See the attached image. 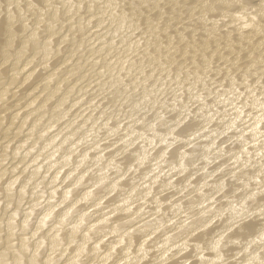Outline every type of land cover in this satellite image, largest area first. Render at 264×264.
Instances as JSON below:
<instances>
[{
	"label": "bare ground",
	"instance_id": "1",
	"mask_svg": "<svg viewBox=\"0 0 264 264\" xmlns=\"http://www.w3.org/2000/svg\"><path fill=\"white\" fill-rule=\"evenodd\" d=\"M5 0H0V15L1 14V11L4 9V6H2L1 4L4 3ZM8 2V5L9 7L6 9V13L4 16H6L4 18V16L2 15V18H4V20H6V22H0V66L5 64V61L9 58V56H12V54H14L15 57H12L14 58V66H12V68L10 67V69L12 70V73L10 74L9 73V78L8 79H5V80H2L0 81V105L3 104L4 102V98H5V95L6 93H8L9 91V86L12 85L15 80L19 79V77L16 75V74H20V72L22 71H17V70H14L15 68L17 67H20V70H24V68L26 69V66L30 65V63L35 59V56L36 54L40 53V56H41V60L39 62V64H47V60H48V55H50L54 50H51V48L54 49V47L50 46V43H53L52 42V39L54 37H56V33L57 32H60L59 29L61 30V28L58 27V25H56V20L58 21V17H60L61 15H59V8L60 6H58V2L57 3H52L50 0V3H49V11L51 8H54L53 10V15H51V21L47 22V28H45V30H47V34L46 36L44 35L45 40L44 42H39V35L41 30L39 27V22L41 20H36L35 23H34V26L32 28H29V30L27 31L26 28H27V23H23V25H21V31H27L23 37L24 39H22L21 43L20 44V48H18L16 51L11 52L9 51L10 50V47H12V45L14 44L13 40L15 39V34L17 35L16 31H18V29H14V23L17 24L15 21H16V13H15V6H17L18 8V5L19 3L21 2V0H6ZM23 1V0H22ZM60 2V4H62L63 2L66 3V7H65V11L66 13L67 12H70L72 14L76 13V11L79 9V8H83V4L80 5V1L78 0H57ZM24 2V1H23ZM29 2V4H32V6L34 5H38L39 4H36V0L35 1H27ZM47 2V0H46ZM56 2V0H55ZM62 2V3H61ZM44 3V2H43ZM48 3V2H47ZM6 4V3H5ZM86 4V3H85ZM84 4V5H85ZM101 4V7H100V10L98 9V13H96V11L94 12H91L90 14L88 15H85L84 17H82L80 15V17L77 19L79 21V26L82 28V26H86V24H88L89 22L92 21V18H95V21H96V25H100L102 22H105V32L107 33L108 37L104 38V34H106L105 32H103L102 34H100V36L98 35V37L100 38H103L101 43H100V48H97V50H95L94 52H97V51H100L101 49L103 50L105 47H110V45L114 44L115 42L116 43H122L121 46V50H129L130 49H133L135 47H137V44L139 43V41L142 39L143 40V44H145L144 46H146V44H154L153 46H160L161 43L160 41L161 40H164V39H161L165 36H161V33L164 32L165 34V31L167 30L168 31V24L169 22H173V19L176 20V18H180V16L182 17L181 19L179 20H176V22L180 21V20H183L182 23L177 27L175 28V30L171 31L172 28L166 33L167 36L166 38L168 39L167 41H165L164 45L165 47L167 48L166 52L168 53V50H171V49H174L173 50V53L175 54V52L177 51L178 48H174V46L177 44V43H181L182 41H188L187 43L184 41V44L180 45L179 49H182V52L183 53H189V56L191 54V57L193 60H195V56H197V58L199 59V61L201 60V62L203 61L204 64L206 61H208V59L211 57V56H215L213 54L215 53H219V49L218 48H222L221 50H223V55H220V56H223V57H227L229 56L230 54L234 55V57H237V56H241L242 55V58H240L239 56V59H240V62H241V59L243 60V56L245 57L244 61H242V63H239V59L238 60H235L236 62L238 61V63H233L235 65H233L232 63V66L233 68L235 69H238L240 68L242 70V72L244 70H246V72L250 69H254L256 67H260L259 64L261 65V63H264V0H91L89 4H87L90 8H93L95 7L96 5H99ZM125 4H128L124 7H122L123 5ZM6 4V7L8 6ZM64 5V4H63ZM87 5H85V7H87ZM3 8H2V7ZM25 6V5H24ZM31 6V7H32ZM44 6V5H43ZM54 6V7H53ZM82 6V7H80ZM100 6V5H99ZM29 6L27 5V8ZM37 7V6H36ZM41 8H43L42 6H40ZM46 7V6H45ZM51 7V8H50ZM2 8V10H1ZM38 8V7H37ZM62 8V7H61ZM15 9V10H14ZM20 13L21 11L25 10V9H21V7L18 8ZM31 9V8H30ZM40 9V8H39ZM64 9V8H63ZM87 9V8H86ZM96 9V8H94ZM93 9V10H94ZM38 10V9H37ZM92 10V9H91ZM92 10V11H93ZM18 11V13H19ZM152 12L153 15H151L150 13ZM52 12V11H51ZM149 12V13H148ZM4 13V12H3ZM27 13V12H25ZM100 13V14H99ZM22 14H24L22 12ZM28 14V13H27ZM34 14V13H33ZM43 14V13H42ZM45 14V13H44ZM20 15V14H18ZM29 15V14H28ZM39 15V14H38ZM77 15V14H76ZM84 15V14H83ZM43 16V15H42ZM1 17V16H0ZM34 16H32V19H33ZM65 17V16H64ZM70 17V16H69ZM68 17V18H69ZM82 17V18H81ZM28 18H31V17H28ZM47 18V17H45ZM77 18V17H76ZM139 18H142L144 20V24L147 25V28L144 27V32L143 30H141V27H139L140 29H137V30H141V32L143 33V35L145 36H140V34H137L139 35L138 37H136V39L132 38L131 36V31L134 29H136L138 26H141L142 24L139 22V24H137L138 26L135 27L134 25L136 24L135 21H137V19ZM25 19V18H24ZM31 19V20H32ZM62 19V18H61ZM70 19V18H69ZM72 20L75 19L74 18H71ZM198 20L199 22V26L196 28L194 27V25H196L197 21L195 22L194 21ZM49 20V18H48ZM64 20V18H63ZM174 20V22H175ZM33 21V20H32ZM70 21V20H69ZM94 21V22H95ZM141 21V20H140ZM34 22V21H33ZM43 22V20H42ZM74 21H72L73 23ZM92 22V23H94ZM142 22V21H141ZM202 22V24H201ZM31 23V22H30ZM28 23V24H30ZM76 23V22H75ZM138 23V22H137ZM180 23V22H178ZM58 24V22H57ZM63 24V23H62ZM78 24V22L76 23ZM174 24V23H173ZM176 24V23H175ZM31 25V24H30ZM43 25V24H42ZM41 25V26H42ZM69 25V24H68ZM103 25V24H101ZM145 25V26H146ZM29 26V25H28ZM40 26V27H41ZM45 26V25H44ZM134 26V27H133ZM144 26V25H143ZM142 26V28H143ZM58 27V28H57ZM64 27V26H63ZM76 27V25H75ZM90 27V26H89ZM101 27V26H100ZM170 27V26H169ZM172 27H175V26H172ZM194 27V29H193ZM205 27V28H204ZM39 31H38V29ZM96 28V27H94ZM145 28H146V32H145ZM91 29V28H90ZM103 29V28H102ZM44 30V31H45ZM93 30V29H92ZM91 30V31H92ZM98 30V29H97ZM126 30H128L126 32ZM134 30L132 31L134 33ZM188 30H193V36L191 39L190 38V34L187 33ZM19 32H20V29H19ZM40 32V33H39ZM46 32V31H45ZM89 32V31H88ZM87 32V33H88ZM172 32V33H171ZM189 32V31H188ZM21 33V32H20ZM91 33V32H90ZM89 33V34H90ZM132 33V34H133ZM145 33V34H144ZM63 34V33H62ZM189 34V35H188ZM135 35V34H134ZM136 35V36H137ZM41 36V35H40ZM53 36V38H51ZM58 36V35H57ZM61 38L60 40L58 41L59 43L60 42H64L65 43V39H66V35H60ZM59 36V37H60ZM106 36V35H105ZM22 37V38H23ZM42 37V36H41ZM96 37V36H95ZM115 37H118L115 38ZM135 37V36H134ZM44 39V38H43ZM98 39V38H97ZM114 42V40H116ZM68 40V39H67ZM95 40V38H94ZM141 40V41H142ZM140 41V42H141ZM57 42V43H58ZM92 42V41H91ZM95 42V41H94ZM163 42V41H162ZM33 43V53H32V56L28 57V59H26L24 62H20V58L23 56V53H25V48L27 46H29V44ZM102 43L105 44L102 46ZM115 43V45H116ZM160 43V44H159ZM15 44L16 43V40H15ZM142 44V43H141ZM92 45V44H91ZM163 45V46H164ZM212 45V46H211ZM62 46V45H61ZM162 46V47H163ZM140 47V45H139ZM142 47V46H141ZM147 49L151 48V45L149 47L146 46ZM145 47V48H146ZM152 47V48H154ZM164 47V48H165ZM176 47V46H175ZM28 48V47H27ZM26 48V49H27ZM118 48V47H117ZM138 48V47H137ZM144 48V51H139V52H143V55H144V58L147 59H153L152 60V63L154 60H158V52L157 50L153 52L149 50H145ZM159 48V47H158ZM29 49V48H28ZM56 49V48H55ZM61 49L63 50L64 47ZM75 49V48H74ZM114 49V48H113ZM142 49V48H140ZM157 49V47H156ZM162 48L160 47L159 50H161ZM178 49V52L181 50ZM31 50V49H30ZM60 50V49H59ZM137 50V49H135ZM158 50V51H159ZM29 51V50H28ZM56 51V50H55ZM80 51V50H79ZM104 51V50H103ZM121 51V52H122ZM124 51V52H125ZM134 50H132L133 52ZM163 51L165 52V50L163 49ZM175 51V52H174ZM27 52V50H26ZM61 52V51H60ZM112 52V51H111ZM120 52V53H121ZM127 52V53H128ZM136 52V51H135ZM138 52V50H137ZM177 52V53H178ZM56 54L58 53V50L57 52H55ZM54 53V54H55ZM74 53V52H73ZM113 53V52H112ZM126 53V52H125ZM124 53V54H125ZM61 54V53H60ZM123 54V55H124ZM131 54V53H129ZM128 54V55H129ZM140 54V53H139ZM159 54H161L159 52ZM165 55V53H162V55ZM169 54V55H168ZM168 57L170 59V61L173 59V54L171 53H168ZM222 54V53H221ZM96 55V54H95ZM141 54V58L143 56ZM178 55V54H176ZM175 55V56H176ZM182 55V54H181ZM180 55V56H181ZM219 55V54H217ZM69 56V55H68ZM115 56V55H114ZM113 56V57H114ZM118 56V55H117ZM120 56V55H119ZM126 56V54H125ZM138 56V55H137ZM174 56V57H175ZM184 56V55H183ZM51 57V55H50ZM74 57V56H73ZM72 57V58H73ZM116 57V56H115ZM132 57V56H131ZM160 57H163L160 55ZM179 57V55H178ZM225 57V58H226ZM232 57V56H231ZM11 58V57H10ZM101 58V56H100ZM119 58V57H117ZM122 59V56L120 57ZM126 58V57H125ZM158 58V59H157ZM166 58V59H167ZM180 58V57H179ZM178 58V59H179ZM182 58L184 57H181L180 59V62H182ZM187 58V57H186ZM189 58V57H188ZM212 58V57H211ZM210 60L213 61L212 59H214V57ZM218 58V56H217ZM215 58V59H217ZM230 58V56H229ZM38 59V58H37ZM112 59V58H111ZM116 59V58H115ZM130 59V56L129 58ZM127 59V60H128ZM161 59V58H160ZM176 59H177V56H176ZM177 59V61H179ZM191 59V60H192ZM231 59V58H230ZM53 60V59H52ZM113 60V59H112ZM120 60V59H119ZM133 60V58H132ZM131 60V61H132ZM139 60V59H137ZM143 60V58H142ZM188 60V59H187ZM222 60V59H221ZM229 60V59H228ZM227 60V61H228ZM8 61V60H7ZM36 61V60H35ZM49 61V60H48ZM116 60H114L115 62ZM124 61V59L122 60ZM141 61V60H140ZM144 61V60H143ZM151 61V60H150ZM149 61V62H150ZM159 61V60H158ZM210 61V62H211ZM216 61V60H214ZM226 61V60H225ZM226 61V62H227ZM233 61V62H235ZM65 62V61H64ZM80 62V61H79ZM79 62H76L75 64V68H80L81 65L79 64ZM118 62V61H117ZM115 62V63H117ZM125 62V61H124ZM129 63L127 64H131L130 61L128 60ZM133 62H136L133 60ZM132 62V63H133ZM157 62V61H155ZM185 62V61H184ZM209 62V61H208ZM20 64L17 66V64ZM35 63V62H34ZM112 63V62H111ZM121 63V62H120ZM123 63V64H125ZM138 63V62H137ZM145 63V62H144ZM162 63V62H161ZM164 63H167L164 61ZM171 63V62H170ZM173 63H176L174 60L172 62ZM198 63V62H197ZM196 63V65H197ZM230 63V62H229ZM12 64V63H11ZM54 64V62H53ZM114 64V63H113ZM126 64V65H127ZM143 64V62H142ZM159 64V63H157ZM163 64V63H162ZM200 64V62H199ZM198 64V65H199ZM203 64V65H204ZM207 64V63H206ZM212 64V63H211ZM223 64V63H222ZM6 65V64H5ZM84 65V63H83ZM124 65V66H126ZM146 65L148 64H145V67ZM170 65V64H169ZM167 65V66H169ZM174 65V64H173ZM186 65V64H185ZM184 65V66H185ZM191 65V64H190ZM195 65V64H194ZM198 65L197 66H194V68L196 67L198 69ZM201 65V66H203ZM64 66V65H63ZM111 66V65H110ZM109 66V67H110ZM122 67V65H120ZM124 66L122 68H124ZM134 68L137 66V64L135 63L134 65H132ZM150 66V65H149ZM147 66V67H149ZM157 66V65H156ZM159 66V65H158ZM164 66V64L162 65ZM178 66V65H177ZM182 66V67H184ZM209 66V65H208ZM225 66V65H224ZM31 67V66H30ZM35 67V65H34ZM30 68L28 69L29 71L25 72L24 71V74L21 73V78L20 80L23 82H25L26 80H28L33 74V68ZM45 67V66H44ZM108 67V66H106ZM118 67V66H117ZM129 67V66H128ZM138 67H141L138 65ZM135 68V69H138ZM144 67V68H145ZM173 68V66H171ZM186 67V66H185ZM184 67V68H185ZM220 67V66H219ZM223 67V66H222ZM36 68V67H35ZM73 68V69H75ZM105 67H103L104 69ZM120 68V69H122ZM151 68V67H150ZM154 68V67H153ZM161 67H159L160 69ZM164 68V67H163ZM167 67L165 66L164 70L166 69ZM170 68V69H172ZM177 68V67H176ZM192 69L194 70L193 73L195 71H197L196 69ZM203 68V67H202ZM221 68V67H220ZM228 68V67H227ZM232 68V67H231ZM6 69V68H5ZM9 69V70H10ZM42 69V68H41ZM59 69V68H58ZM125 69H127V66L125 67ZM131 69V68H130ZM133 69V68H132ZM131 69V70H132ZM149 69V68H148ZM155 69V68H154ZM157 69V68H156ZM158 69V70H159ZM180 69V68H179ZM210 69V68H209ZM2 69L0 68V74H1V71ZM129 71V68L127 69ZM139 70V69H138ZM144 70V69H143ZM147 70V69H146ZM152 70V68H151ZM162 70V69H160ZM169 70V69H168ZM181 70V69H180ZM179 70V71H180ZM200 70V68H199ZM214 70V69H213ZM213 70L211 72H213ZM220 70V69H219ZM225 70V69H224ZM233 70V69H232ZM253 70V71H254ZM260 70V69H259ZM37 71V70H36ZM43 71V70H42ZM72 71V70H71ZM121 71V70H120ZM124 71V70H123ZM133 71V70H132ZM148 71V70H147ZM157 71V70H156ZM187 71V70H186ZM217 71V70H216ZM229 71V70H228ZM233 71H236V70H233ZM251 71V70H250ZM248 71L247 72V76L249 75L248 73L250 72ZM258 71V70H257ZM130 72V71H129ZM150 72H153V71H150ZM149 72V74H150ZM158 72V71H157ZM160 72V71H159ZM162 72V71H161ZM164 72V71H163ZM167 72V70H166ZM174 73V71H172ZM182 72V71H181ZM218 72V71H217ZM239 72V71H238ZM237 72V73H238ZM256 72V71H255ZM74 73V72H73ZM72 73V74H73ZM141 73V72H139ZM156 73V72H155ZM154 73V74H155ZM185 73V71H184ZM196 73V72H195ZM229 73V72H228ZM241 73V72H240ZM245 73V71H244ZM259 73V72H258ZM40 74V72H39ZM56 74L55 71H51V72H47V75L42 77V82L40 80V84L39 86H33L30 87V92H28L27 94L29 95V97L27 98L26 102H25V105H27L29 108L23 110H20L19 107L15 108V110H13L12 112H10L11 114V118H12V122H14L15 120H17V118L20 117L21 121L19 122V126H18V129L20 130L24 125H25V122L27 120V118L29 117L30 114L34 113L35 111L36 112H39V113H42L43 109L45 108V106L47 104H45V102H47L46 100L48 99V97H46L45 99H41L42 101H39V97L41 95V91L44 90L45 87L49 86V83L50 81L52 82V79L54 78V75ZM71 74V73H70ZM133 74V73H132ZM135 74V73H134ZM158 74H161V73H158ZM187 74V73H186ZM192 73H190L191 75ZM204 74V73H203ZM251 74V73H250ZM76 75V74H75ZM114 75V73H113ZM146 75V74H144ZM153 75V74H152ZM151 75V76H152ZM156 75V74H155ZM163 75V74H162ZM176 75V74H175ZM181 75H183L181 73ZM188 75V74H187ZM213 74H211L212 76ZM234 76V74H232ZM241 75V74H239ZM243 75V74H242ZM245 75V74H244ZM252 75V74H251ZM255 75V74H254ZM258 75V74H257ZM256 75V76H257ZM20 76V75H19ZM35 76V75H34ZM39 76V75H38ZM56 76V75H55ZM70 76V75H69ZM68 76V77H69ZM74 76V75H73ZM143 76V73L142 75ZM147 76V75H146ZM154 76V75H153ZM152 76V77H153ZM157 76V75H156ZM184 76V75H183ZM196 76V75H195ZM237 74L234 76V78H237L236 77ZM253 76V75H252ZM255 76V77H256ZM1 77V76H0ZM33 77V76H32ZM57 77V76H56ZM67 77V76H66ZM179 77V76H178ZM177 77V78H178ZM186 77V76H185ZM215 77V76H214ZM239 77V76H238ZM259 77V76H258ZM256 77V78H258ZM264 77V76H263ZM41 78V77H40ZM64 78V77H63ZM115 78V77H114ZM144 78H146L144 76ZM155 78V77H154ZM180 78V77H179ZM189 78V77H188ZM217 78V77H216ZM233 78V79H234ZM241 78V77H239ZM238 78L239 81H241L240 79ZM245 78V77H244ZM253 78V77H252ZM105 79V78H104ZM116 79V78H115ZM132 79V78H131ZM134 79V77H133ZM147 79L149 80L150 79V75H149V78L147 77ZM172 79V78H171ZM181 79V78H180ZM179 79V80H180ZM183 79V78H182ZM181 79V80H182ZM190 81L191 78H189ZM193 79V78H192ZM229 79V78H227ZM232 79V78H230ZM248 79V78H247ZM251 78H249L250 80ZM1 80V79H0ZM62 80V79H61ZM59 80V82L61 81ZM140 80V79H139ZM153 80V79H152ZM156 80V79H155ZM158 80V79H157ZM185 80V79H183ZM198 80V79H197ZM223 80V79H222ZM235 80V79H234ZM237 80V79H236ZM237 80V81H238ZM255 80V79H254ZM260 80V79H259ZM32 81V80H31ZM138 81V80H137ZM150 81V80H149ZM186 81V80H185ZM189 81V82H190ZM221 81V80H220ZM231 81V80H230ZM233 81V80H232ZM231 81V82H232ZM235 81V82H237ZM238 81V82H239ZM248 81V80H247ZM250 81H253L252 79ZM248 81V82H250ZM264 81V79L262 80V82ZM19 82V81H18ZM57 82V81H56ZM62 82V81H61ZM104 82V81H103ZM145 82V81H144ZM158 82V81H157ZM168 82V80H167ZM165 82V83H167ZM194 82V81H193ZM200 82V81H199ZM198 82V83H199ZM259 82V81H258ZM64 83V82H62ZM76 83V82H75ZM78 83V82H77ZM126 83V82H125ZM143 83V82H141ZM163 83V82H162ZM181 83V82H179ZM216 83V82H215ZM218 83V82H217ZM224 83V82H223ZM226 83V81H225ZM245 83V81H244ZM257 83V81H256ZM255 81H254V84H256ZM260 83V82H259ZM20 84V83H19ZM28 84V83H27ZM33 84V82H32ZM57 84V83H56ZM67 84V83H66ZM109 84V83H108ZM157 84V83H156ZM155 84V85H156ZM184 84V82H183ZM229 84V83H228ZM232 84H234L232 82ZM241 84H243L241 82ZM247 84V83H246ZM250 84V83H249ZM261 84V83H260ZM259 84V85H260ZM17 85V84H16ZM15 85V86H16ZM35 85V84H34ZM75 85V84H74ZM116 85V84H115ZM138 85V84H137ZM162 85V84H161ZM169 85V84H168ZM182 85V83H181ZM235 85V84H234ZM245 85V84H244ZM243 85V87H244ZM264 85V83H263ZM19 86V85H17ZM16 86V87H17ZM60 85H57L56 87V90L59 88ZM62 86V85H61ZM133 86V85H132ZM157 86V85H156ZM175 86V85H174ZM187 86V85H186ZM213 86V85H211ZM221 86V84H220ZM224 86V85H223ZM222 86V87H223ZM226 88H227V85L225 84ZM237 86V85H236ZM250 86V85H249ZM253 86V83L252 85ZM250 86V87H251ZM262 86V85H261ZM261 86H259L261 88ZM72 87V86H71ZM180 87V86H179ZM178 87V88H179ZM188 87V86H187ZM199 87V86H198ZM229 87V86H228ZM230 87H232L230 85ZM239 88H241L240 90L242 91V87L238 86ZM248 86L246 85V88ZM254 88H256L255 90L257 91V88L259 89V87H255L253 86ZM264 87V86H263ZM262 87V88H263ZM38 88V91H34L32 92L33 90L37 89ZM129 88V87H128ZM156 88V87H155ZM159 88V87H157ZM177 88V86L175 87ZM191 88V87H190ZM221 88V87H220ZM219 88V89H220ZM225 88V89H226ZM245 88V87H244ZM252 88V87H251ZM250 88V89H251ZM61 89V88H60ZM130 89V88H129ZM166 89V88H165ZM174 89V88H173ZM186 89V88H185ZM201 89V88H200ZM203 89V88H202ZM213 89V88H212ZM211 89V90H212ZM217 89V87H216ZM224 89V88H223ZM237 89V88H236ZM17 90V89H15ZM59 90V89H58ZM156 90V89H155ZM164 90V89H163ZM193 90V89H192ZM191 90V92H192ZM208 90V89H207ZM218 90V89H217ZM232 90H233V87H232ZM238 90V89H237ZM249 90V89H248ZM247 90V91H248ZM253 90V89H251ZM72 91V88L71 89H67L66 93L60 97L59 101H58V106L60 107V105H62L65 101V99L67 98L69 92ZM154 91V90H153ZM177 91V90H176ZM214 91V90H213ZM219 91V90H218ZM222 91V90H221ZM230 91H231V88L230 90L228 91L226 89V91H222V92H217V97L218 99H215V103L219 104V103H228L227 101L230 100L228 99L230 96H228L230 94ZM235 91V89L233 90ZM245 91V90H244ZM250 91V90H249ZM260 91V94H264V93H261V89L259 90ZM16 93L18 92L15 91ZM55 92V91H54ZM53 92V93H54ZM162 92V91H161ZM189 92V91H188ZM251 92V91H250ZM253 92V91H252ZM264 92V90H263ZM120 93V92H119ZM128 93V92H127ZM133 93V92H132ZM153 93V92H152ZM236 93H238L236 91ZM239 93H241L239 91ZM239 93L237 94L238 96L237 97H240ZM245 94V92H243ZM247 93V92H246ZM249 93V92H248ZM254 93V92H253ZM256 93V92H255ZM254 93V94H255ZM14 94V93H12ZM20 94V93H18ZM79 94V93H78ZM149 94V93H148ZM181 94V93H180ZM189 94H191L189 92ZM194 94V93H193ZM199 94V98L203 100L205 99V95H203V97L201 98L200 97V94L201 93H198ZM203 94V93H202ZM209 94H213V96L215 95V93H210ZM235 94V93H234ZM253 94V95H254ZM17 95V94H16ZM22 95V94H20ZM19 95V96H20ZM120 95V94H119ZM161 95V94H160ZM195 95V94H194ZM208 95V94H207ZM242 95V94H241ZM248 94H246L247 96ZM250 95H252L250 93ZM258 96V93L256 94ZM51 96V94L49 95V97ZM116 96V95H115ZM172 96V95H171ZM232 96L234 97L235 95L232 94ZM260 98H261V95H259ZM259 96L256 98H252L255 102L253 103V100H250V96H247L246 98L249 100V101H252V104L254 105V107H256L255 111L254 112H248L247 114L243 115V110L242 108L245 106L246 102L240 104V105H235V104H239L241 103L240 101L239 102H235V104H232L234 105V109H232L233 111L229 112L230 113V118L228 119L227 123L223 124L224 127L222 130L219 129V131H214V128H209L206 130V127L209 125L208 123H210V118L211 120L215 118V110H214V107L213 110L214 112H211L210 109H205V112L203 113L204 114H208L207 117H205L206 119L203 118V121L204 124L202 123V125L200 126H196L194 128V126L190 127V125H186L185 127H182L181 130L179 131H175V128L177 126H179L178 124L181 122V120L183 119V117L179 118V119H176L175 121H172V123H170V125H168V127L166 129H164L162 132H155L156 130H158L157 128V124L158 123H155L156 124V127L157 128L156 130H154V132L149 133L148 135L146 136V140L147 138H149L150 140L146 143L145 147L143 148V150H141V154H139L137 156V162H138V165L139 164H142L143 163V159L146 158V154L149 152H153L151 151V149H155L156 145H154V141L157 140L158 143L159 142H163L164 145L162 146L161 143V147L159 149H161L160 151L158 152H161L160 154L158 152H156L157 155H154L156 156L155 158V162L153 164V166H151V169L149 172H151V170H154L157 166H160L158 164H160V162H162L163 160H165L164 162L166 163V165H168L169 169L166 171H171V170H174L175 173H170L168 174V177L167 179L165 180L166 181V185L167 186H170L172 184H174V179L176 180V178H173L172 176L178 174V173H181L183 172L185 169H187L191 163L192 165H194V161H198L199 159L202 160L201 163H203V165L201 167H199V170L202 168H206V166H208V164H212L211 162L216 158L217 160V156L218 155V152L221 151V149L223 148L224 149V146L223 145H219L217 143V139L220 137V135H223V133H228L229 131V137L230 138H233L236 139V141L238 142V145H237V150L238 152L235 153V154H231L232 157H239L241 159V155H244V153H247L250 151V149H255V150H258L256 152H259L260 155H262V157L264 156V97H262V99H259ZM98 97V96H97ZM117 97V96H116ZM130 97H131V93H130ZM177 97H178V93H177ZM193 97V95H190V98ZM212 97V96H211ZM236 96L234 98H237ZM243 97V95H242ZM245 97V96H244ZM10 98V97H9ZM75 98V97H74ZM172 98V97H171ZM182 98V97H181ZM186 98V97H185ZM188 97V100L190 99ZM231 98V97H230ZM250 98V99H249ZM52 99V98H51ZM94 98H92L93 100ZM122 99V98H121ZM124 99V98H123ZM170 98L167 99V101L169 100ZM175 99L176 101H179L178 98H176L175 96ZM173 99V100H175ZM178 99V100H177ZM198 99V98H197ZM232 99V98H231ZM239 99V98H238ZM19 100V99H18ZM103 100V99H102ZM115 100V99H114ZM161 100V98H160ZM185 100V99H184ZM199 100V99H198ZM240 100V99H239ZM246 100V99H245ZM20 101V100H19ZM18 101V102H19ZM50 101V100H48ZM68 101V99H67ZM81 101V100H80ZM170 101V100H169ZM175 101V102H176ZM192 101V100H191ZM226 101V102H224ZM232 101H234V99H232ZM6 102V101H5ZM9 102V101H8ZM16 102L17 104H20ZM165 102V101H164ZM163 102V103H164ZM186 102V101H185ZM205 102V100H204ZM214 103V100L212 101ZM15 103V104H16ZM24 103V102H23ZM77 103L76 102H73L71 104V106H75L74 104ZM93 103V102H92ZM170 103H173L172 101H170ZM179 103V102H178ZM203 103V102H202ZM215 103H214V106H215ZM234 103V102H233ZM10 104V103H9ZM15 104H11V105H15ZM148 104V103H147ZM196 105V103H194ZM201 104V103H200ZM199 104V105H200ZM205 104V103H204ZM209 104V103H208ZM211 104V103H210ZM217 104V107H219ZM251 104V103H249ZM10 105V106H11ZM33 105V106H32ZM96 105V104H95ZM108 105V104H107ZM137 105V104H136ZM169 105V104H168ZM186 105H188V103H186ZM198 105V104H197ZM202 105V104H201ZM206 105V104H205ZM204 105V106H205ZM229 105V104H228ZM230 108L231 109V107ZM2 106V105H1ZM6 106V105H5ZM17 106V105H16ZM48 106V105H47ZM70 106V107H71ZM124 106V105H123ZM142 106V105H141ZM164 106V105H163ZM183 106V105H182ZM185 106V105H184ZM203 106V105H202ZM200 106V107H202ZM221 106V104H220ZM224 106V105H223ZM226 106V105H225ZM247 106V105H246ZM245 106V108H247ZM250 106V105H249ZM4 107V106H2ZM1 107V108H2ZM22 107V105L20 106ZM25 107V106H24ZM69 107V108H70ZM132 107V106H131ZM180 107V106H179ZM210 107V106H209ZM208 107V108H209ZM252 107V106H251ZM68 108V109H69ZM101 108V107H100ZM109 108V107H108ZM137 108V107H136ZM149 108V107H148ZM158 108V107H157ZM181 108V107H180ZM190 109V107H187ZM205 108V107H203ZM207 108V107H206ZM211 108V110H212ZM216 108V107H215ZM227 107H225L226 109ZM228 108L226 109V113L230 110H228ZM71 109V108H70ZM155 109V108H154ZM182 109V108H181ZM185 109V108H184ZM188 109V110H189ZM194 109V108H193ZM198 109V107L196 108ZM201 109V108H200ZM219 109V108H218ZM222 109V108H221ZM244 109V108H243ZM47 110V109H44V111ZM64 110V109H63ZM124 110V109H123ZM151 110V109H150ZM224 110V109H223ZM106 111V110H104ZM109 111V110H108ZM204 110H201V112H203ZM220 111L222 110H219V113ZM248 111V109L246 110ZM8 112V110H7ZM68 112V110L66 109L61 115L57 116V119H60L61 117H63L66 113ZM184 112V111H183ZM182 112V113H183ZM211 112V113H210ZM216 112H218L216 110ZM224 112V111H222ZM44 113V112H43ZM159 113V112H158ZM192 113V112H191ZM210 113V114H209ZM246 113V112H245ZM57 114V113H56ZM79 114V113H78ZM105 114V112H104ZM132 114V113H131ZM161 114V113H160ZM213 114L215 116H213ZM218 114V113H217ZM228 114V113H227ZM9 115V114H8ZM39 115V114H38ZM166 115V114H165ZM185 115V114H184ZM193 115V114H192ZM242 115V117H241ZM247 115V116H246ZM34 116V115H33ZM48 116V115H47ZM78 116V115H77ZM81 116V115H80ZM187 116V115H185ZM184 116V117H185ZM213 116V118H212ZM1 117V116H0ZM53 117V116H52ZM72 117V116H71ZM102 117V116H100ZM99 117V118H100ZM117 117V116H116ZM133 117V116H132ZM138 117V116H137ZM192 117V116H190ZM75 118V117H74ZM106 118V117H105ZM113 118V117H112ZM141 118V117H140ZM145 118V117H144ZM157 118V117H156ZM161 118V116H160ZM163 118V117H162ZM186 119H188V117H185ZM193 118V117H192ZM218 118V117H217ZM220 118V117H219ZM243 118L246 119V121H243ZM5 119V118H4ZM7 119V118H6ZM29 119V118H28ZM38 119V118H37ZM56 119V118H54ZM97 119V117H96ZM132 119V118H131ZM195 119V118H194ZM216 119V118H215ZM2 119H0V124H1V121ZM50 120V119H49ZM61 120V119H60ZM73 120H76V119H73ZM73 120H71L68 125H71L73 124ZM90 120V119H88ZM95 120V119H94ZM103 120V119H102ZM110 120V119H108ZM133 120V119H132ZM131 120V121H132ZM139 120H143L142 119H139ZM148 120V119H147ZM153 120H156V119H153ZM184 120V119H183ZM212 120V121H213ZM39 121V120H38ZM115 121V120H114ZM188 121V120H187ZM190 121V120H189ZM195 121V120H194ZM56 122H59V121H53L51 120L49 123L45 124L42 126V128L39 130V133L37 134L36 133V137H37V143L36 142H32L31 141H28L32 136H34V132L36 131L35 127L37 126V120L35 122H33L32 124H30V127H32L26 135H24L23 137H21L20 139H18V143L15 144V146L13 147L14 150H12L14 152L13 157H15L17 154H19V152L22 154V157L20 158V163L25 160V158L27 159L28 156L29 159H27V161L23 162V164H26L25 167H28L25 168V167H21L22 169L20 171H16L14 172V169L12 171V173L14 172V174H11V176H9L8 178H6L5 180L2 178L3 175L5 174L4 171L1 169L0 170V192H2L3 190L5 191V195L4 196V199L1 201L0 200V264H114V262L112 263H108V260L109 258H111V256L113 255V253L118 249V247H120V251L121 253H119L120 257L117 258V260H115V262L117 261H122L123 263L127 262V264H139L140 261H143L142 258H144V256L146 255V259H147V245H146V241H149L148 238L150 237L151 234H153L154 232H156L157 230H160L158 229L159 227L163 226V224H165L166 226V222L169 221V219H172V217L174 215H169V217L167 218H159V216H154V213L152 212V215L151 216H154L152 217L151 219H148V220H145L143 221L142 223H140L139 225H131L129 222H131L135 217L133 215H135L139 209V204H138V207L134 210H132L127 216H125V218L127 219V217L129 216H133L131 217L130 219L128 220H123L119 223L112 225V229L109 228V224L110 222H114V221H119L121 220L120 218H117V219H114L113 218V221H111L112 219V216H111V213L112 211H114L113 209L109 210L108 211L106 210L105 212H102L101 214H98L96 217L94 218H90L92 216V213L91 212V209L90 211L89 210H86V209H83V211L81 212H78V214L75 216V217H71V214L73 212H75L76 210V204L81 201V200H85V199H89V197H92L93 198V195H95V193L97 192L98 189H102L103 188H107L105 189L106 190V193H110V191L116 189L117 187H120L122 190L123 187H126L125 186V183L124 181L122 182L120 180V175L118 176H115V178H111L109 179L107 175H99L97 178H95V180L93 179V182L90 183L89 185H87V187H84L83 190H78L77 188H75L76 186L80 185L82 186V184H85V182H87V180L85 179L84 175H87L86 173V170L87 168H84V169H80V165L83 166L84 164V161H85V158L86 156H88L90 153L87 154V152H91V151H86L84 149V151L81 153L80 151V156L77 158V159H74L73 160V154L72 152L73 151H76L75 149L77 148L78 149V145L77 147L75 146L76 144H79L80 146V143H78L79 141L82 142V140H84L85 138H88V131L86 133H84L82 136L79 137V139H75L74 137L76 133H78V128L81 127V125H79V127H73V128H68L67 131H64L62 132L61 130H57V132L55 131V133H52L51 135L48 134L49 136L46 135V133L48 132L49 128H52V126L54 125V123ZM87 122V119L86 121ZM107 122L109 121H104L102 124L105 125ZM113 122V121H111ZM138 122V121H137ZM152 122V121H151ZM156 122V121H155ZM184 122V121H182ZM115 123V122H113ZM215 123V122H214ZM223 123V122H222ZM110 124V123H109ZM126 124V123H125ZM128 124H131V122H129ZM127 124V125H128ZM134 124V123H133ZM149 124V123H148ZM148 124H147V127H148ZM153 124V123H152ZM153 124V126L155 125ZM184 124V123H183ZM193 124V123H192ZM198 124H200L198 122ZM197 124V125H198ZM208 124V125H206ZM213 124V123H212ZM56 125V124H55ZM96 125V124H95ZM94 125V126H95ZM120 125V124H119ZM135 125V124H134ZM152 128L153 126L151 125V123L149 124ZM167 125V124H166ZM185 125V124H184ZM196 125V124H195ZM83 126V125H82ZM126 126V125H125ZM130 126V125H129ZM159 126V125H158ZM211 126V125H210ZM218 126V125H217ZM54 127V126H53ZM65 127V126H64ZM121 127V126H120ZM137 127V125H136ZM151 127H148L150 131H152L153 129ZM180 127V126H179ZM216 127V126H215ZM5 128V127H4ZM37 128V127H36ZM106 128V127H105ZM143 128V127H142ZM178 128V127H177ZM176 128V129H177ZM194 128V129H193ZM204 128H205V131H204ZM219 128V127H218ZM91 129V128H90ZM100 129V128H99ZM104 129V128H102ZM147 129V128H146ZM161 129V128H160ZM193 129V130H192ZM217 129V128H216ZM233 129H236L235 131ZM81 130V129H80ZM92 130V129H91ZM133 130H136V128H133L132 127L129 129V131L126 132V134L128 135V137H125L128 139L130 138V140H127V141H130V143H128L129 145L130 144H134L136 142V140H138L137 138H140L141 136H144V133L142 132H138L136 131L135 134L137 135H132L133 134ZM139 130H141L139 128ZM148 130V129H147ZM148 130V131H149ZM162 130V129H161ZM218 130V129H217ZM230 130H233V131H230ZM1 131V130H0ZM78 131V132H77ZM97 131V129H96ZM111 131V130H110ZM143 131V130H141ZM160 131V130H159ZM8 132V131H6ZM20 131H16V134L13 135L12 137H7V140H12V138H14L15 136H17V134L19 133ZM62 132V134L60 133ZM98 132V131H97ZM108 132V131H107ZM50 133V132H49ZM83 133V132H82ZM92 133V132H91ZM132 133V134H131ZM12 134V133H11ZM119 134V133H118ZM20 135V134H19ZM77 135V134H76ZM91 135V134H90ZM130 135V136H129ZM132 135V137H131ZM60 136V137H59ZM92 136V135H91ZM157 136V137H156ZM228 136V135H227ZM226 136V137H227ZM90 137V136H89ZM117 137V136H116ZM157 138L154 140V138ZM204 139V141H198L196 142L195 140H197L198 138H201ZM218 137V138H217ZM222 137V136H221ZM225 137V136H224ZM6 138V137H5ZM33 138V137H32ZM73 138V140H72ZM78 138V136H77ZM123 138V137H121ZM184 139L185 142L184 144L182 145L183 146V149H180L178 148L175 155L170 153L168 154V150L173 146L172 144L174 142H176L177 140H180V139ZM35 139V137L33 138ZM92 139V138H91ZM95 139V138H94ZM100 139V138H99ZM111 139V138H109ZM233 139V140H234ZM32 140V139H31ZM101 140V139H100ZM99 140V141H100ZM118 140V139H117ZM116 140V141H117ZM124 140V139H123ZM135 140V142H134ZM141 140V139H140ZM201 140V139H200ZM232 140V141H233ZM34 141V140H32ZM38 141H41L39 142V146L38 145ZM85 141V140H84ZM98 141V142H99ZM106 141V139H105ZM104 141V142H105ZM143 141V140H142ZM181 141V140H180ZM183 141V140H182ZM195 141V142H193ZM221 144V141L218 140ZM231 141V140H230ZM1 142V141H0ZM11 142V141H10ZM65 142L67 143L66 144V147H63V145L65 144ZM87 142V141H86ZM96 141V143H98ZM103 142V141H102ZM119 142V141H118ZM138 142V141H137ZM223 142H224V139H223ZM235 142V141H234ZM64 143V144H63ZM76 143V144H75ZM85 143V142H84ZM96 143L92 144L94 145L95 147H97L99 144L97 145ZM107 143V142H106ZM109 143V142H108ZM116 143V142H115ZM193 143V144H192ZM236 143V142H235ZM5 144V143H4ZM127 144V145H128ZM136 144V143H135ZM157 144V143H156ZM177 144V143H176ZM190 145L191 147H188L187 145ZM231 144V143H230ZM38 145V146H37ZM72 145V146H71ZM97 145V146H96ZM103 145V144H102ZM235 145V146H236ZM4 146V149H7L10 145L9 143H6V145H3ZM68 146V147H67ZM93 146V147H94ZM149 146V147H148ZM184 146L188 147V148H184ZM234 146V147H235ZM92 147V146H91ZM104 147V146H103ZM126 147V146H125ZM174 147V146H173ZM229 147V146H228ZM89 148V147H88ZM100 148V147H99ZM232 148V144H231V147ZM50 149V151L48 153L47 150ZM121 149V148H120ZM119 149V150H120ZM126 149V148H125ZM140 149V148H139ZM142 149V148H141ZM144 149H147V150H144ZM222 149V151H223ZM226 149V147H225ZM235 148H233L234 150ZM62 150V152H60ZM91 150V148H90ZM93 150V149H92ZM95 150V149H94ZM114 150V149H113ZM129 150V149H128ZM171 150V149H170ZM227 150H229V148H227ZM236 150V151H237ZM46 151V152H45ZM104 151V150H102ZM140 151V150H139ZM174 151V150H173ZM226 151V150H225ZM252 151L254 150H251L250 152L252 153ZM44 152L46 153V155L44 154ZM96 152V151H95ZM215 152V153H213ZM230 152V151H229ZM92 153V152H91ZM94 153V152H93ZM109 153V152H108ZM115 153V152H114ZM117 153V152H116ZM125 153V152H124ZM136 153V152H135ZM222 153V152H221ZM2 154V153H1ZM12 154V153H11ZM45 156H44V155ZM72 154V156H71ZM75 154V153H74ZM110 154V153H109ZM166 154H168V160H167V157L165 158ZM225 153L223 152V155ZM227 154V153H226ZM229 154V153H228ZM227 154V155H228ZM253 154V153H252ZM258 154V153H257ZM99 155V158H97V160H99L100 158H103V154H98ZM170 155V156H169ZM10 156V155H9ZM105 156V154H104ZM124 156V155H123ZM127 156V155H125ZM129 156V155H128ZM131 156V155H130ZM151 156V155H150ZM153 156V157H154ZM222 156V155H220ZM251 156V155H250ZM94 157V156H93ZM147 157H148V154H147ZM170 157V158H169ZM228 157V156H227ZM231 157V156H230ZM131 158V157H130ZM237 159L238 161L240 159ZM6 160V158L3 156H0V162L3 161V160ZM38 159H40L39 161H37ZM44 159H49L47 160V162H44ZM109 159V160H108ZM108 162H106V164H104V167H112V165H116V160H113L115 159V156L114 158L111 157L109 158L108 157ZM118 159V158H117ZM120 159V158H119ZM136 159V158H135ZM198 159V160H197ZM221 159V158H220ZM223 159V158H222ZM19 160V159H18ZM101 160V159H100ZM122 160V158H121ZM146 160V159H145ZM215 160V161H216ZM225 160V159H224ZM227 160V159H226ZM225 160V161H226ZM229 160V159H228ZM247 160V158H246ZM37 161V162H36ZM88 161V160H87ZM120 161V160H119ZM123 161V160H122ZM142 161V163H141ZM220 161V160H219ZM222 161V160H221ZM224 161V163H225ZM231 161V160H230ZM248 161V160H247ZM258 161V160H257ZM97 162V161H96ZM199 162V161H198ZM217 162V161H216ZM223 162V161H222ZM234 162V161H233ZM243 162V161H242ZM241 162V164H242ZM246 162V161H245ZM259 162V161H258ZM2 163V162H1ZM0 163V164H1ZM71 163V166H69L66 170H63L65 167H67L69 164ZM90 163V162H89ZM129 163V162H128ZM133 163V162H132ZM164 163V164H165ZM197 163V162H196ZM200 163V162H199ZM214 163V162H213ZM251 163V162H249ZM255 163V162H254ZM95 164V163H94ZM98 164V163H97ZM121 164V163H120ZM119 164V165H120ZM238 164V163H237ZM236 164V165H237ZM240 164V163H239ZM264 164V163H262ZM14 165V164H13ZM18 165V164H17ZM85 165V164H84ZM163 165V163H162ZM191 165V167H192ZM198 166V163L196 164ZM193 166V167H196ZM218 165H221L218 164ZM217 165V166H218ZM245 165V164H244ZM248 165V164H247ZM250 165V164H249ZM122 166V164L120 165ZM211 166V165H210ZM209 166V167H210ZM214 166V165H212ZM211 166V167H212ZM225 166V165H224ZM239 166V165H238ZM15 167V166H14ZM20 167V166H19ZM88 167V166H87ZM96 167V166H95ZM103 167V166H102ZM103 167V168H104ZM115 167V166H114ZM124 167V166H123ZM143 167V166H142ZM153 167V168H152ZM167 167V166H166ZM190 167V166H189ZM190 167V168H191ZM210 167V168H211ZM215 167V166H214ZM219 168H221L220 166H218ZM216 167V168H218ZM253 167V165H252ZM256 167V166H254ZM3 168V167H2ZM17 168V167H16ZM99 168V167H98ZM139 168V167H138ZM145 168V167H144ZM165 168V167H164ZM198 168V167H197ZM228 168V167H227ZM86 169V170H85ZM102 169V168H101ZM133 169V168H132ZM140 169V168H139ZM138 169V170H139ZM158 169H161L160 167ZM163 169V168H162ZM194 169V168H193ZM207 169V168H206ZM212 169V168H211ZM223 169V167L221 168ZM220 169V171H221ZM225 169V168H224ZM242 169V168H241ZM263 169V168H262ZM51 170V172L49 173V171ZM111 170V169H109ZM113 170V169H112ZM192 170V168L190 169ZM209 171V169H207ZM213 170V169H212ZM215 170V169H214ZM227 170V169H226ZM232 170V169H231ZM245 170V169H244ZM259 170V169H258ZM25 172L27 171V173L24 175V176H21V172ZM90 171V170H89ZM101 171V170H100ZM156 171H158L156 169ZM164 171V170H163ZM186 171V170H185ZM205 171V173L203 174V179L204 181H202V185L200 186V188H203V186L207 185L209 183V179L208 177L211 178V175L212 173H214L213 171ZM218 171V170H217ZM219 171V172H220ZM233 171V170H232ZM243 171V170H242ZM255 171V170H254ZM6 172V171H5ZM136 172V171H135ZM140 172V171H139ZM139 172H136V173H139ZM159 172V171H158ZM154 173L152 176H151V181H149L150 183H148L147 185L145 184V186H142V187H139L137 186V189H134L132 188V192L131 193H137L139 192V194L142 195L141 198L143 197H146L148 194H151V190L154 189V187H152V184L155 183L157 180L160 179L159 173ZM164 172V173H166ZM196 172V171H195ZM218 172V175H221L219 174ZM224 172V170H223ZM227 172V171H226ZM235 172V171H234ZM238 172V170H237ZM236 172V173H237ZM241 172V171H240ZM246 172V171H245ZM260 171H258L259 173ZM262 172V171H261ZM260 172V173H261ZM92 173V172H91ZM117 173V172H116ZM130 173V172H129ZM135 173V174H136ZM163 173V172H162ZM222 173V172H221ZM228 173V172H227ZM244 173V172H242ZM247 173V172H246ZM254 173V172H252ZM7 174V173H6ZM49 174V176H48ZM109 174V173H108ZM142 174V173H141ZM183 174V173H182ZM224 174H226L224 172ZM23 175V173H22ZM47 175V176H46ZM90 175V174H89ZM95 175V174H94ZM122 175V173H121ZM124 175V174H123ZM122 175V176H123ZM180 175V174H179ZM217 175V173H216ZM227 175V174H226ZM230 175V174H229ZM236 175V174H235ZM234 175V176H235ZM260 175V174H258ZM262 175V174H261ZM260 175V176H261ZM114 176V175H112ZM145 176L147 177V175L145 174ZM164 176V175H163ZM224 176V175H222ZM233 176V175H231ZM230 176V177H231ZM254 176V175H253ZM5 177V176H4ZM90 177V176H88ZM126 177V176H125ZM130 177V175H129ZM144 177V176H143ZM157 177H159V179H156ZM166 177V176H165ZM198 177V176H197ZM202 177V176H201ZM200 177V178H201ZM226 177V176H225ZM229 177V176H228ZM228 177H227V180H228ZM238 177V176H237ZM246 177V176H245ZM256 177V176H255ZM4 180V182L1 180L2 179ZM22 178V180H20ZM123 178V177H121ZM128 179V177H126ZM135 178V177H134ZM139 178V176H138ZM173 178V179H172ZM182 178V177H181ZM190 178V177H189ZM199 178V179H200ZM235 178V177H234ZM254 178V177H253ZM264 178V177H263ZM57 179H60V182H64L65 180L68 181L66 182L65 184H63V186H61L60 184L56 183ZM109 179V181H107ZM208 179V180H207ZM226 179V178H225ZM225 179H222L221 177L217 178L212 182L213 185H214V192L213 193H210L208 191V193L210 194H206L204 195L201 190V195H204V198L202 199V202L201 203H204L201 207L198 208H195V206L193 205V207L195 209H197L196 211H192L190 213V211L188 212H185L186 208L184 209L183 207V204H185L184 202H179L180 200L179 199H176L175 201L171 202L170 206L168 207L170 210H174V211H177L178 213L182 212V213H185L181 218L179 217V219L177 220H174L172 219L173 221H175L173 223V226H171V228L168 230H166L165 226L162 227V229H165V232L164 233V238L162 237V239H158L157 240V237H156V242H155V246H157L159 248V253H158V257H159V261H157L158 263L161 264V262H164L165 260H167V257L169 256H172L170 255L171 252H172V248H177L179 247L178 250H176V252H180L179 250H182V248H185L187 247V242H194V243H198L200 244L202 242L203 239H207L206 236L208 235L209 232L212 233V231L214 230L215 231V234L211 237H209L208 235V241L211 242L209 244V247L210 248V251L208 254H206V256L203 254V252H198L197 256H199L198 258H200L201 260H197L199 262V264H208V263H212V264H215L219 258L222 256V254H224V251L222 253V249L223 246H227V243H230V242H233L235 240H239V238L243 237V236H251L250 237V240H248L247 243H253L254 241H257V244L259 242V247H263L264 248V222L263 223H259L261 222L259 220L258 222V219H261L259 216V214L263 215L264 214V201L262 203H257L259 205L255 206V208H257V210H253V209H248L251 206H253L252 202H250L251 200L249 198H253L252 200H256L254 197L256 194L258 195V192H259V188L256 187V189L254 190H247V191H244V193H241L242 195L240 196H229L227 197L226 195V202H224L223 204H218L219 202L217 201L219 198L218 197H215V193H217L219 190H222L224 188V184L226 183L225 182ZM232 179V177H231ZM239 179V178H238ZM243 179V177H242ZM257 179V178H256ZM130 180V179H128ZM150 180V179H149ZM196 180V179H194ZM211 180H213L211 178ZM240 180V179H239ZM262 180V179H261ZM143 181V180H142ZM147 181V180H145ZM144 181V182H145ZM233 181V180H232ZM234 181H238V180H234ZM256 181V180H255ZM91 182V181H89ZM127 182V180H126ZM158 182V181H157ZM163 182V181H162ZM177 182V181H176ZM187 182V181H186ZM193 183V181H191ZM191 182H187L186 184L189 183V185L191 184ZM200 182V181H199ZM230 182V181H228ZM243 182H245V179L243 180ZM248 182V181H247ZM250 182V181H249ZM261 182V181H260ZM33 185L31 186L30 184ZM35 183V184H34ZM130 183V182H129ZM137 183V182H136ZM140 183V182H138ZM137 183V184H138ZM143 183V182H142ZM178 183V182H177ZM198 183V182H197ZM201 183V182H200ZM211 183V182H210ZM234 183V182H233ZM238 183V182H237ZM87 184V183H86ZM161 184V183H160ZM196 184V183H195ZM251 184V183H250ZM260 184V183H259ZM262 184L264 185V181L262 182ZM60 185V189L58 190V186ZM188 185V186H189ZM227 185V184H226ZM232 185V184H231ZM247 185V183H246ZM255 185V184H253ZM257 185V184H256ZM262 185V186H263ZM29 186H31V188H28ZM107 186V187H106ZM198 186V185H197ZM211 186V185H210ZM230 186V184L228 185ZM227 186V187H228ZM251 186V185H250ZM78 187V188H79ZM94 187V188H93ZM136 187V186H135ZM139 187V188H138ZM190 187V186H189ZM192 188L194 186H191ZM264 187V186H263ZM83 188V187H82ZM168 188V187H167ZM178 188V187H177ZM176 188V189H177ZM186 188V187H185ZM206 188V187H205ZM203 188V189H205ZM222 188V189H221ZM229 188V187H228ZM231 188V187H230ZM237 188V187H236ZM241 188V187H240ZM251 188V187H250ZM77 189V190H75ZM131 189V188H130ZM162 189V188H161ZM210 189V188H209ZM213 189V188H212ZM101 190V191H102ZM118 190V191H120ZM157 190V189H156ZM165 190V189H164ZM186 190V189H185ZM189 190V189H188ZM194 190V189H193ZM199 190V189H198ZM233 190V189H232ZM261 190V189H260ZM130 191V190H129ZM154 191V190H153ZM152 191V192H153ZM181 191V190H180ZM195 191V190H194ZM229 191V190H228ZM235 191V190H234ZM242 191V190H241ZM156 192V191H155ZM183 192V191H182ZM189 192V191H188ZM192 192V191H191ZM220 192V191H219ZM238 192V191H237ZM262 192V190H261ZM260 192V194H261ZM99 192H97L98 194ZM104 193V192H102ZM105 193V194H106ZM185 193V192H183ZM198 193V192H197ZM231 193V191H230ZM96 194V195H97ZM101 194V192L99 193ZM105 194H102L100 197H98V199H94L95 201L93 202V204L91 206H96V205H99L101 203H104V201L102 202L101 201V198H103V195ZM113 194V193H112ZM117 194V193H116ZM130 194V193H128ZM132 194V195H133ZM137 193V195H139ZM177 194V193H176ZM191 194V193H190ZM223 194V192H222ZM221 194V195H222ZM30 195V199L27 198V201L28 203H26V206L21 209V204H22V201L28 197ZM108 195V194H107ZM111 195V194H110ZM131 195V196H132ZM162 195V194H161ZM165 195V194H164ZM179 195V194H178ZM181 195V194H180ZM186 195V194H185ZM195 195H196V192H195ZM199 194H197L198 196ZM221 195L219 197H221ZM229 195V194H228ZM130 195H128L127 197H125L124 200L128 199L129 197L131 198ZM149 196V195H148ZM224 196V195H223ZM222 196V197H223ZM70 197H73L72 200L69 201ZM108 197V196H106ZM105 197V198H106ZM133 197V196H132ZM156 197V196H155ZM165 197V196H164ZM186 197V196H185ZM194 197V196H193ZM193 197H188V199L186 198L185 200L188 201V203H192V201L194 200ZM203 197V196H202ZM258 197V196H257ZM263 197V195L261 196ZM95 198V197H94ZM97 198V197H96ZM147 198V197H146ZM163 198V197H162ZM162 198L159 200V197L158 198H154V203H156V207L157 209H159L158 211H161L162 208L160 207V202L162 200ZM169 198V197H167ZM175 198V196H174ZM104 199V198H103ZM102 199V200H103ZM196 199H200L199 198H196ZM249 203H251L249 205L248 203V200ZM262 199V198H261ZM90 200V199H89ZM105 200V199H104ZM109 200V199H108ZM122 200V201H124ZM135 200V199H133ZM164 200V199H163ZM168 200V199H166ZM201 200V199H200ZM221 200V199H220ZM247 200V201H246ZM260 200V199H259ZM264 200V198H263ZM13 201V202H12ZM46 203H45V202ZM118 201V200H117ZM122 201H118L120 203H122ZM128 201V202H127ZM132 201V200H130ZM144 201V200H143ZM160 201V202H159ZM199 201V200H198ZM24 202V201H23ZM44 202V203H43ZM117 202V203H118ZM125 202H127V204L125 205L126 207L124 208H131L130 204L129 203V199L126 200ZM135 202V201H133ZM215 202H218L217 205L215 204ZM221 202V201H220ZM256 202V201H255ZM88 203V201H87ZM86 203V204H87ZM114 203V202H113ZM162 203V202H161ZM165 202H163L164 204ZM167 203V202H166ZM78 204H81V203H78ZM77 204V205H78ZM84 205V203H82ZM123 204V203H122ZM125 204V203H124ZM123 204V205H124ZM152 204V203H151ZM24 205V204H23ZM62 205V209H60L58 211V213L56 212L57 211V208L60 206L61 207ZM102 205V204H101ZM119 205V204H118ZM117 204L115 206H118ZM121 205V204H120ZM119 205V208L120 207ZM132 205V204H131ZM143 206V204H141ZM140 205V206H141ZM145 205V204H144ZM186 205V204H185ZM256 205V204H255ZM90 206V208H91ZM141 206V207H142ZM146 206V205H145ZM149 206V205H147ZM155 206V205H154ZM153 206V207H154ZM163 206V205H161ZM249 206V207H248ZM23 207V206H22ZM59 207V208H60ZM188 207V206H187ZM248 207V208H247ZM97 208V206H96ZM95 208V209H96ZM114 208V207H113ZM123 208V209H124ZM144 208V207H143ZM142 208V209H143ZM149 208V207H148ZM192 208V206H191ZM194 208L192 210H194ZM79 209V208H78ZM138 209V210H137ZM141 209V210H142ZM146 209V208H145ZM155 209V208H154ZM156 209V210H157ZM182 209V210H181ZM116 210V209H115ZM127 210V209H126ZM144 210V209H143ZM149 210V209H148ZM151 210V209H150ZM227 210V211H226ZM147 211V210H146ZM158 211H155V213ZM165 211V210H164ZM230 212V216L231 217H234L232 221H229L227 223H224L222 224L220 227L216 228L213 226V228L211 227H208L209 224L215 220L216 221V217L218 216H221V215H226L227 212ZM252 211H255L256 215H253L255 213H252ZM125 212V211H123ZM142 212V211H141ZM140 212V213H141ZM162 212V211H161ZM170 212V211H169ZM172 212V211H171ZM228 212V214H229ZM114 213V212H113ZM145 213V212H144ZM164 213V212H163ZM180 213V214H182ZM119 214V213H118ZM125 214V213H124ZM161 214V213H160ZM175 214V213H173ZM227 214V215H228ZM142 214H139L138 216H140ZM176 215V214H175ZM179 215V214H178ZM253 215V216H252ZM138 216H136L138 218ZM147 216V215H146ZM161 216V215H160ZM180 216V215H179ZM251 216V217H249ZM255 216H259L257 217L258 219L256 220L254 217ZM56 218V219H53ZM115 217V216H113ZM135 217V218H136ZM175 217V216H174ZM177 217V215H176ZM226 217V216H225ZM228 217V216H227ZM226 217V218H227ZM264 217V216H263ZM124 219V217H122ZM133 218V219H132ZM148 218V217H147ZM220 218V217H219ZM222 218V216H221ZM31 219L34 220V222L31 221ZM54 220V221H52ZM172 220L170 222H172ZM218 220V218H217ZM228 220V219H227ZM230 220V219H229ZM262 220V219H261ZM52 221V222H50ZM214 221V222H215ZM264 221V220H262ZM137 222V221H136ZM169 222V223H170ZM222 222V221H221ZM128 224V226L125 227V224ZM134 224V223H132ZM171 224V223H170ZM169 224V225H170ZM47 227L46 230H43L44 227ZM153 226L150 230H147L146 228H150V226ZM167 225V226H169ZM172 225V224H171ZM211 225V224H210ZM219 225V224H217ZM259 225V226H258ZM111 226V225H110ZM133 226V227H132ZM143 230L145 231L144 234L142 236H139L137 237L134 233H136L137 231H140ZM200 229V230H199ZM5 233H4V232ZM117 231V232H116ZM99 234V236L96 238L95 236H93L92 238V235H94V233ZM110 232H116L114 234V237L112 242L111 243H107L106 246L104 245V248L102 247V245L104 244H101V240L103 237H105L108 233ZM158 232V231H157ZM162 232V231H161ZM4 233V234H2ZM112 234V233H111ZM210 234V233H209ZM113 235V234H112ZM139 235V234H138ZM157 236V235H156ZM108 237H110V235H108ZM153 237V236H152ZM152 237H150L149 239L151 240L152 242ZM161 237V236H160ZM96 238V239H94ZM154 238V237H153ZM249 238V237H248ZM91 239H94V241L92 243H88L89 240ZM107 239V238H106ZM243 240V238H241ZM111 240V239H110ZM155 239H153L154 241ZM237 240V241H238ZM103 241V240H102ZM201 241V242H200ZM205 241V240H203ZM240 241V240H239ZM125 242V246L121 247L119 246L120 244L123 245L122 243ZM150 242V241H149ZM200 242V243H199ZM243 242V241H242ZM133 243H136L134 248L133 249H129L130 246H133ZM205 243V242H204ZM240 243V242H239ZM246 243V242H245ZM246 243V244H247ZM154 244V243H153ZM190 244V243H189ZM241 244V243H240ZM247 244V245H249ZM149 245V244H148ZM202 245V243H201ZM243 246L244 249H248L249 247L248 246ZM257 245V246H258ZM183 246V247H182ZM207 246V245H206ZM250 246V245H249ZM156 247V248H157ZM225 247V248H226ZM234 247V246H233ZM232 247V249H233ZM241 247V246H240ZM242 247V249H243ZM248 247V248H247ZM258 247V248H259ZM199 248V247H198ZM223 248L224 250L227 251V248L225 249ZM235 248V247H234ZM256 248V247H255ZM257 248V251L259 252ZM262 248V250H263ZM154 249V248H153ZM195 249V248H193ZM250 249H251V246H250ZM260 249V248H259ZM156 250V249H155ZM174 250V249H173ZM205 250V249H203ZM231 250V249H230ZM236 250V248L234 249ZM249 250V249H248ZM261 250V251H262ZM158 251V249H157ZM171 251V252H170ZM188 251V250H186ZM191 251V250H190ZM201 251V250H200ZM225 251V253H227ZM252 251V249H251ZM250 251V254H248V256L246 258H241L243 259V261L241 260L242 264H264V253L263 255H260L261 253H257V251L255 252H251ZM151 252V251H150ZM156 252V251H155ZM189 252V251H188ZM186 252V253H188ZM196 252V251H195ZM207 252V251H206ZM211 252V253H210ZM231 252H233L231 250ZM92 253V257L87 261L86 259H84L83 257L84 256H87L89 254ZM170 253V254H169ZM175 253V252H174ZM181 253V252H180ZM193 253V252H192ZM117 254V253H116ZM173 254V253H172ZM189 254V253H188ZM196 254V253H195ZM154 255V254H153ZM186 255V254H185ZM190 255V254H189ZM192 255V254H191ZM194 255V254H193ZM225 255V254H224ZM224 255L222 258H224ZM237 255V254H236ZM231 256V255H230ZM241 256V255H240ZM115 257V256H114ZM174 257V256H173ZM177 257V256H175ZM235 257V256H234ZM242 257V256H241ZM86 258V257H85ZM180 258V256H179ZM178 258V259H179ZM194 258V257H192ZM229 258V257H228ZM237 258V257H236ZM61 259V260H60ZM149 260H151L150 258H148ZM195 259V258H194ZM227 259V258H226ZM225 259V260H226ZM238 259V258H237ZM240 259V258H239ZM60 260V261H59ZM132 260V261H131ZM184 260V259H183ZM114 261V260H113ZM130 261V262H129ZM148 261V260H147ZM152 261V260H151ZM171 261V260H170ZM224 261V259H223ZM222 261V262H223ZM230 261V260H229ZM153 262V261H152ZM228 261H226V264H229L227 263ZM241 262L239 264H241ZM120 263V262H119ZM118 263V264H119ZM147 263V262H146ZM183 262H181L182 264ZM185 263V262H184ZM193 263V262H192ZM218 263V262H217ZM236 263V262H234ZM117 264V263H116ZM141 264V263H140ZM151 264V263H150ZM154 264V262H153ZM168 264H171V263H168ZM173 264V263H172ZM195 264V263H194ZM222 264V263H221ZM224 264V263H223Z\"/></svg>",
	"mask_w": 264,
	"mask_h": 264
},
{
	"label": "rangeland",
	"instance_id": "2",
	"mask_svg": "<svg viewBox=\"0 0 264 264\" xmlns=\"http://www.w3.org/2000/svg\"><path fill=\"white\" fill-rule=\"evenodd\" d=\"M24 1V2H23ZM21 0V2L19 3V5H18V8L19 7H21V9L23 8V9H25L24 11L22 10L21 11V13H20V11H19V9L17 8V6L16 5H14L13 4V6H15V8H16V10H15V13H16V23L17 24H13L14 25V29H20V32H19V29H18V31H16V33H17V35L15 34V39L13 40V42H14V44L12 45V47H10V52H11V50H12V52H14V51H16L18 48H20V44L19 43H21V41H22V39H24V37H23V35L29 30V28H32L33 26H34V23H35V21L36 20H41L40 22H39V27L38 28H40V30L41 29H43V30H41L40 32H42V33H40V35L42 36H40L39 35V42H44V40H45V38L46 37H44V35L46 36V34H47V30H45V28H47V22H49V21H51V15H53V9L54 8H51L50 9V11H49V8H47V7H49L50 5H49V3H50V1H48L47 0V2H46V0H36V4H39V6L38 5H34V6H32V4H29V2H27V1H30V0ZM31 1H35V0H31ZM78 1H80L81 3H80V5H82L83 6V8H79L77 11H76V13H74V14H72V13H70V12H67L66 13V9H65V7H66V3H62V4H60V2L59 1H57L56 0V2H55V0H52L51 2L52 3H57L58 2V6H60V10H59V15H61L60 17H58V21L56 20V25H58V27L59 28H61V30L59 29V31L60 32H57L56 33V37H54L53 38V36L51 37V38H53L52 39V42L53 43H50V46H52V47H54V49L53 48H51V50H54V52L53 51H51L52 53L50 54L51 55V57H50V55H48V60H47V64L45 65V64H39V62H40V60H41V56H40V53L38 54H36V56H35V59L30 63V65L28 66H26V69L24 68V70H20V67H17V68H15L14 70H17V71H22V72H20V74H16L18 77H19V79L17 80H15V82L12 84V85H10L9 86V91H8V93H6V95H5V100L3 101L4 103L3 104H1L2 106H4V107H2L1 105H0V119H2L1 121V124H0V156H3L4 155V157L6 158V160L4 159L3 161H1L0 163V170L2 169L3 171H4V175H3V179L5 180L6 178H8L9 176H11V174H14V172H16L17 170L18 171H20L23 167H25L26 166V164H23V162H25V161H27V159H29V157L30 156H28L27 157V159L25 158V160H23L21 163H20V158L22 157V154L19 152V154H17L15 157H13V156H11V155H13L14 154V152L12 151V150H14V146H15V144H17L18 143V139H20L21 137H23L24 135H26L27 134V132L32 128V127H30V124H32L33 122H35L36 120H37V128L35 127V129H36V131L34 132V136H32L33 138L35 137V139H33L32 137L28 140V141H31V143L32 142H36L37 143V141H35V140H37V137H36V133L38 132L39 133V130L42 128V126L43 125H45V124H47V123H49L51 120H55V121H59V122H56V123H54V127L52 126V128H49V130H48V132L46 133V135L47 136H49L48 134H52V133H55V131L57 132V130H61L62 132H64V131H67L68 130V128L70 129V128H73V127H79V125H81V127H79L78 128V133H76L75 134V136L76 137H74L75 139H79V137L80 136H82L84 133H86L87 131H88V138H85L84 140H82V142H78V143H80V146H79V144H76L75 146L77 147V145H78V149L76 148L75 150L76 151H73L72 152V154H73V156H72V154H71V156L73 157V160L74 159H77L79 156H80V151H81V153L84 151V149L87 151H91V152H87V154L88 153H90L88 156H86V158H85V161H84V164H83V166L82 165H80V168H79V170L80 169H84V168H87V170H86V172H88V173H86L87 175H84V177H85V179L87 180V182H85V184H82V186L80 185V187H79V185L78 186H76L75 188H77L79 191L80 190H83L84 189V187H87V185H89L90 183H92L93 182V179L95 180V178H97L100 174L102 175H107V176H109L108 178L109 179H113V178H115V176H119L120 175V180L123 182L124 181V183H125V186L126 187H123L122 188V190H120L121 188L120 187H117L116 189H114V190H112V191H110V193H106V190L105 189H107V188H103V190L100 188V189H98L97 190V192H101V194H97V192L95 193V195H93V198L92 197H89V199H85V200H81V201H79L78 203H81V204H76V210H75V212H73L72 214H71V217H75L77 214H78V212H81V211H83V209H86V210H89L90 211V209H91V212H93L92 213V216L90 217V218H94V217H96L98 214H101L102 212H105L106 210L108 211V209L109 210H111V209H113L114 211H112V213H111V216H112V219H111V221H113V218L114 219H117V218H120L121 220H119V221H114V222H110L109 224H107V225H109V228H111L112 227V225H114L115 224V222H116V224L117 223H119V222H121V221H123V220H128V219H130L131 217H133V216H138L139 214H142V215H140V216H138V218L136 217H133L132 219V221L131 222H129L131 225H133V226H135V225H139L140 223H142L143 221H145V220H148V219H151L152 217H154V216H159V218L161 217V218H164L165 216V218H167V217H169V215L171 214V215H174L173 217H172V219H174V220H177V219H179V217L181 218L185 213H182V212H180V213H182V214H180V213H178L177 211H179V210H177V211H174L173 209L172 210H170L168 207L171 205L170 203L171 202H173V201H175L176 199H179L180 201L179 202H184L185 204H183V207H184V209L186 208V210H185V212H188V211H190V213L193 211H196L197 209H195V208H198L199 209V207H201L204 203H201L202 202V199L204 198V195H206L207 193H208V191L210 192V193H213L214 191V185H213V181L217 178V176H218V178H222V179H225V184L223 185L224 186V188L222 189V190H219L217 193H215V197H218L219 199L217 200L218 202H215V204L217 205V203L218 204H223L224 202H226V195H227V197H231L232 195L234 196H240V195H242L241 193H244V191H247V190H254V189H256V187L257 188H259V192H258V195L256 194L254 197H256L255 199L256 200H252L253 198H249L250 200H248V203H249V201L250 202H252L253 204V206H251L250 204L251 203H249V205H250V207L248 208V209H253V210H257V208H255V206H257V205H259L260 203H262L264 200H263V198H264V185L262 184V182L264 181V164H262V163H264V156L262 157V155H260V153L259 152H256V151H258V150H255V149H250V151L251 150H254V151H252V153L249 151V152H247V153H244V155H241V156H243V157H241V159L237 156V157H232V155L231 154H235V153H237L238 152V150H237V145H238V142L236 141V139H234V137L233 138H230L229 137V131H228V133H223V135H220V137L217 139V143L219 144V145H223L224 146V149H223V151H222V149H221V151L220 152H218V155L219 156H217V160H216V158L211 162L212 164H208V166H206V168L207 169H209V171H213L214 173H212V175H211V178L213 179V180H211V178L210 177H208V179L210 180L209 181V183L207 184V185H205V186H203V188H205V189H203V188H200V186L202 185V181H204V179H203V174L205 173V171H208L206 168L204 169V168H202V170L200 169L199 170V167H201L202 165H203V163H201L202 162V160L201 159H197L198 161H194V165H192V163L189 165L190 167H191V165H192V170H190L191 168L189 167V166H187L188 168L187 169H185L183 172H181V173H178V174H176V175H174V176H172L173 178H176V180L174 179V184H172V185H170V186H167L166 185V179H167V177H168V174H170V173H175V171L174 170H171V171H168V172H166L168 169H169V167H168V165H166V161L165 160H163L162 162H160V164H158V165H160V166H157L154 170H151V172H149L150 171V169H151V166H153V164H154V162H155V158H156V156H154V155H157L156 154V152H158V151H160L161 149H159L160 147H161V145L163 146L164 145V143L163 142H159L158 143V141L157 140H155V139H157L156 137L154 138V145H156L155 147V149L153 148V149H151V151H153V152H148L147 154H148V157H147V154H146V160L145 159H143L142 161H143V163H142V161H141V163L142 164H139L138 165V162H137V156L139 155V154H141V150H143V148L145 147V145H146V143L150 140L149 138H147V140H146V136L149 134V133H151L152 134V132H154V130H156L157 128H158V130H156L155 132H162L164 129H166L167 127H168V125H170V123H172V121H175L176 119H179V118H181V117H183V119L181 120V122L178 124L179 126H177L176 128H175V131H179V130H181V128L182 127H185L186 125H190V127H191V125H192V127L194 126V128L196 127V126H200V125H202V123L204 124V122L205 121H203V118L204 119H206L205 117H207L208 116V114H204L203 115V113L205 112V109L207 110V109H210V111L211 112H214V110L216 109L218 112H216V110H215V112H214V114L216 115H214L213 114V116H215V118H214V120L212 121L211 120V118H210V123H208V124H206V125H208L207 127H206V130L207 129H209V128H214V131H219V129L220 130H222L223 129V127H224V125L223 124H225V123H227V121H228V119L230 118V113L229 112H231V111H233L232 109H234L233 107H234V105H232V104H235V102L237 101V102H241V103H239V104H235V105H240V104H242V103H244V102H246V104H245V106L247 107V108H245V106L242 108V110H243V115H245V114H247L248 112L250 113L252 110H254L255 111V109H256V107H254V105L252 104V101H249L247 98V96H250V100H253L254 98H256L257 99V97L259 96V95H261V98H260V96H259V99H262V97H264V94H260V89L262 90L261 91V93H264L263 92V90H264V85H263V83H264V81L262 82V80L264 79V63H261V65H260V63L259 64H257V65H259L260 67H256L255 68V70L254 69H250V68H252V67H250L249 68V70L248 71H250L248 74V76H247V72H246V70H244L245 71V73H244V71L242 72V70L240 69V68H238V69H234L233 68V66H232V64L233 63H238V61L236 62L235 60H238L239 59V56H237V57H234V55L232 54H230L229 56H230V58H229V56H225V57H223V56H220V55H223L224 53H223V50H221L222 48H218L219 50V53H215V54H213V55H215V56H211L212 58L214 57V59H212L211 57V59L213 60V61H211L210 60V58L208 59V61H206L205 62V64H204V62L202 61L201 62V60L199 61V59L197 58V56H195V60H193L192 58H190L191 57V54H190V56H189V53H183L182 52V49H179L180 47V45H182V44H184V41H182L181 43H177L175 46H174V48L176 49V48H178L179 50H181V52L179 51L178 52V49H177V51L175 52V54L173 53V50L174 49H171V50H168V53H170V51H171V53L173 54L172 56H173V59L170 61V59L169 58H167L168 57V53L166 52V50H167V48L165 47V45H164V43H165V41H167L168 39L166 38V36H167V34L168 33H166V31H165V34H164V32L163 33H161V36L163 37V36H165V37H163V38H161V39H164V40H161L160 41V43H161V45L159 46H153L154 44H146V46H148L149 45V47H150V45H151V48H149L150 49V51L151 52H153L154 51V49H155V51L157 50V54L159 55L158 56V60H154L153 61V63H152V60L153 59H149V58H147V59H145L144 58V55H143V52H145L144 51V48L146 47V46H144L145 44H143V40L140 42L139 41V43L137 44V47H135V48H133V49H130L129 50V52H128V50H121L122 48H121V46L120 45H122V43H116L115 41H117V39H118V37H115V38H117L116 40H114V42L116 43V45H115V43L114 44H112V45H110V47L108 48V47H105L103 50L101 49L100 51H97V52H94L95 50H97V48H100V43H101V41H102V39L103 38H101V40H100V38L98 37V35L100 36V34H102L103 32H105L106 30V28H105V23H106V21L105 22H102L101 24H103V25H96V21H95V18H92V21L91 22H89L88 24H86V26H82V28L79 26V21L77 20L79 17H80V15L82 16V17H84L85 15H88V14H90L91 12H94V11H96V13H98V9L100 10V7H101V4H99V5H96L95 7H93V8H90L87 4H89L90 3V1L91 0H78ZM44 2V3H43ZM8 5V2L5 0L4 1V3H2L1 5L2 6H4V9L2 10V8H1V14L4 16L5 15V11H6V9L9 7V5L6 7V4ZM86 3V4H85ZM64 4V5H63ZM87 5V7H85V5ZM25 5V6H24ZM27 5L29 6L28 8H27ZM44 5V6H43ZM49 5V6H48ZM128 4H125V5H123L122 7H124V6H126V7H128L127 6ZM32 6V7H31ZM38 8H37V7ZM40 6H42L43 8H41ZM46 6V7H45ZM65 6V7H64ZM82 6H80V7H82ZM54 7V6H53ZM62 7V8H61ZM126 7H124V8H126ZM31 8V9H30ZM40 8V9H39ZM64 8V9H63ZM87 8V9H86ZM94 8H96V9H94ZM38 9V10H37ZM93 11H92V10ZM18 11H19V13H18ZM52 11V12H51ZM4 12V13H3ZM22 12L24 13V14H22ZM25 12H27V13H25ZM151 12V11H150ZM34 13V14H33ZM43 13V14H42ZM45 13V14H44ZM149 13V12H148ZM18 14H20V15H18ZM39 14V15H38ZM77 14V15H76ZM84 14V15H83ZM100 14V13H99ZM151 15H153L152 14V12L150 13ZM2 15H0L1 17H0V22L2 21V22H6V20H4V18L6 17V16H4V18H2ZM43 15V16H42ZM32 16H34L33 17V19H32ZM65 16V17H64ZM70 16V17H69ZM79 16V17H78ZM28 17H31V18H28ZM45 17H47V18H45ZM70 19H69V18ZM75 17V19H71V18H74ZM77 17V18H76ZM81 17V18H82ZM25 18V19H24ZM48 18H49V20H48ZM62 18V19H61ZM63 18H64V20H63ZM182 17L180 16V18L178 17V18H176V20H179V19H181ZM4 21H3V20ZM34 21H32V20ZM42 20H43V22H42ZM70 20V21H69ZM142 22H141V21ZM174 20L175 19H173V22H172V20H171V22H169V24H168V31L172 28V30L171 31H173V30H175V28H177L181 23H182V21L183 20H180V21H178V22H180V23H178V22H176V20H175V22H174ZM72 21H74L73 23H72ZM95 21V22H94ZM194 21H195V19H194ZM197 21V23H196V25H194V27L196 28V26L200 23L198 20H196ZM195 21V22H196ZM27 23V28H26V30L25 31H21V25H23V23ZM31 22V23H30ZM57 22H58V24H57ZM78 22V24H76V23ZM92 22H94V23H92ZM138 22V23H137ZM139 22L142 24H139ZM184 22V21H183ZM199 22V23H198ZM28 23H30V24H28ZM63 23V24H62ZM135 27H137L138 25L137 24H139V25H141V26H138L135 30H134V33L131 31V36H132V38H134V39H136V37H138L139 35H137V34H140V33H142L141 32V30H143V32H144V27H146L147 28V25L146 24H144L145 22H144V20L142 19V18H139V19H137V21H135ZM174 23V24H173ZM176 23V24H175ZM21 24V25H20ZM43 24V25H42ZM69 24V25H68ZM178 24V25H177ZM201 24H202V22H201ZM204 24V23H203ZM202 24V25H203ZM29 25V26H28ZM42 25V26H41ZM45 25V26H44ZM75 25H76V27H75ZM144 25V26H143ZM146 25V26H145ZM176 25H177V27H176ZM200 25V24H199ZM198 25V26H199ZM41 26V27H40ZM64 26V27H63ZM90 26V27H89ZM101 26V27H100ZM133 26V27H134ZM142 26H143V28H142ZM170 26V27H169ZM172 26H175V27H172ZM197 26V27H198ZM57 27V28H58ZM94 27H96V28H94ZM139 27H141V30H137V29H140ZM194 27H193V29H194ZM37 28V29H38ZM91 28V29H90ZM103 28V29H102ZM146 28H145V32H146ZM205 28V27H204ZM93 29V30H92ZM98 29V30H97ZM46 32H45V31ZM92 30V31H91ZM38 31H39V29H38ZM89 31V32H88ZM128 30H126V32H127ZM167 31V32H168ZM189 31V32H188ZM187 31V33H189L190 34V32H191V34H190V38L189 39H191L192 38V34H193V30H188ZM88 32V33H87ZM91 32V33H90ZM63 33V34H62ZM90 33V34H89ZM106 33V32H105ZM133 33V34H132ZM137 33V34H136ZM172 33V32H171ZM135 34V35H134ZM145 34V33H144ZM188 34V35H189ZM58 35V36H57ZM60 35H66L67 37H66V39L64 40L65 41V43L64 42H58L59 40H60V38H61V36ZM106 35V36H105ZM137 35V36H136ZM60 36V37H59ZM96 36V37H95ZM135 36V37H134ZM141 36H145V35H143V33L142 34H140V36L139 37H141ZM23 37V38H22ZM106 37H108V35H107V33L106 34H104V38H106ZM168 37V36H167ZM44 38V39H43ZM94 38H95V40H94ZM98 38V39H97ZM59 39V40H58ZM68 39V40H67ZM15 40H16V43L17 44H15ZM92 41V42H91ZM95 41V42H94ZM163 41V42H162ZM19 42V43H18ZM58 42V43H57ZM186 43L188 42L187 40L185 41ZM142 43V44H141ZM159 43V44H160ZM92 44V45H91ZM62 45V46H61ZM103 45H105V44H103L102 43V46ZM139 45H140V47H139ZM164 45V46H163ZM142 46V47H141ZM163 46V47H162ZM212 46V45H211ZM29 49H28V48ZM26 48H25V53H23V56L20 58V62H24L26 59H28V57H30V56H32V53H33V51H32V49L33 48H35V47H33V43H31V44H29V46H27ZM61 47L63 48L64 47V49L62 50L61 49ZM118 47V48H117ZM152 47H154V48H152ZM156 47H157V49H156ZM161 47L162 49L161 50H159V48ZM165 47V48H164ZM56 48V49H55ZM75 48V49H74ZM114 48V49H113ZM140 48H142V49H140ZM31 49V50H30ZM60 49V50H59ZM135 49H137L138 50V52H137V50H135ZM149 49H147V47L145 48V50H149ZM163 49L165 50V52L163 51ZM26 50H27V52H26ZM29 50V51H28ZM33 50H35V49H33ZM56 50V51H55ZM57 50H58V53L56 54L55 52H57ZM80 50V51H79ZM132 50H134L133 52H132ZM153 50V51H152ZM159 50V51H158ZM61 51V52H60ZM113 53H112V52ZM122 51V52H121ZM126 53H125V52ZM136 51V52H135ZM139 51H143V52H139ZM155 51H154V53H155ZM11 52V53H12ZM74 52V53H73ZM121 52V53H120ZM128 52V53H127ZM159 52L161 53V54H159ZM178 52V53H177ZM55 53V54H54ZM61 53V54H60ZM126 54V56H125V54ZM129 53H131V54H129ZM140 53V54H139ZM155 53V54H156ZM162 53H165V55L163 54L162 55ZM222 53V54H221ZM96 54V55H95ZM124 54V55H123ZM129 54V55H128ZM141 54L143 55L142 56V58H143V60H142V58H141ZM168 54V55H167ZM176 54H178L179 55V57H178V55H176ZM182 54V55H181ZM217 54H219V55H217ZM69 55V56H68ZM116 57H115V56ZM118 55V56H117ZM120 55V56H119ZM138 55V56H137ZM160 55L161 56H163V57H160ZM177 56V59L179 60V61H177V59H176V56ZM181 55V56H180ZM184 55V56H183ZM242 55L243 54H241V56H240V58H242ZM74 56V57H73ZM100 56H101V58H100ZM114 56V57H113ZM122 56V59L120 58ZM129 56H130V59H128L129 58ZM132 56V57H131ZM165 56H167V57H165ZM175 56V57H174ZM217 56H218V58H217ZM232 56V57H231ZM11 57V58H10ZM12 57H15L14 56V54H12V56H9V58L5 61V64H3V65H1L0 66V68L2 69L1 71V74H0V81H2V80H5V79H8L9 78V73L11 74L12 73V70L10 69V67L12 68V66H14V65H16V64H14V58H12ZM73 57V58H72ZM117 57H119V58H117ZM126 57V58H125ZM181 57H184V58H182V62H180V59H181ZM187 57V58H186ZM189 57V58H188ZM38 58V59H37ZM113 60H112V59ZM116 58V59H115ZM132 58H133V60L134 61H136V62H133V60H132ZM161 58V59H160ZM167 58V59H166ZM215 58H217V59H215ZM53 59V60H52ZM120 59V60H119ZM124 59V61L125 62H127V63H129L128 62V60L130 61V63L131 64H127V63H125L124 61H122ZM128 59V60H127ZM137 59H139V60H137ZM188 59V60H187ZM192 59V60H191ZM222 59V60H221ZM229 59V60H228ZM244 59H245V57L243 56V60L241 59V62H240V59H239V63H242V61H244ZM36 60V61H35ZM114 60H116L115 62H117V63H115L114 62ZM132 60V61H131ZM141 60V61H140ZM151 60V61H150ZM173 60L176 62V63H173L172 64V62H173ZM214 60H216V61H214ZM227 62H226V61ZM246 60V59H245ZM39 61V62H38ZM65 61V62H64ZM80 61V62H79ZM150 61V62H149ZM155 61H157V62H155ZM164 61L165 62H167V63H164ZM185 61V62H184ZM211 61V62H210ZM233 61H235V62H233ZM35 62V63H34ZM53 62H54V64H53ZM76 62H79V64L81 65V67L80 68H75V64H76ZM112 62V63H111ZM121 62V63H120ZM133 62V63H132ZM138 62V63H137ZM142 62H143V64H142ZM145 62V63H144ZM164 64V66H162L163 64ZM171 62V63H170ZM198 62V63H197ZM199 62H200V64H199ZM230 62V63H229ZM12 63V64H11ZM83 63H84V65H83ZM114 63V64H113ZM123 63H125V64H123ZM137 64V66L135 67V68H137L138 67V65L139 66H141V67H138V69H135L132 65H134V64ZM157 63H159V64H157ZM196 63H197V65H198V69L195 67L194 68V66H197L196 65ZM207 63V64H206ZM212 63V64H211ZM223 63V64H222ZM232 63V64H231ZM127 64V65H126ZM145 64H148V65H146V67H145ZM170 64V65H169ZM186 64V65H185ZM191 64V65H190ZM195 64V65H194ZM204 64V65H203ZM18 65H20L19 63L17 64V66ZM34 65H35V67H34ZM64 65V66H63ZM111 65V66H110ZM120 65H122V67L124 66V65H126L127 66V69L129 68V71L127 70V69H125V67L126 66H124V68H122ZM150 65V66H149ZM157 65V66H156ZM159 65V66H158ZM167 65H169V66H167ZM178 65V66H177ZM186 67H185V66ZM201 65H203V66H201ZM209 65V66H208ZM225 65V66H224ZM233 65H235V64H233ZM10 66V67H9ZM31 66V67H30ZM45 66V67H44ZM106 66H108V67H106ZM110 66V67H109ZM118 66V67H117ZM129 66V67H128ZM147 66H149V67H147ZM165 66L167 67L165 70H164V68H165ZM171 66H173V68L171 67ZM182 66H184V67H182ZM221 68H220V67ZM223 66V67H222ZM32 67H34L33 68V70H35V71H33V77L31 76L28 80H26L25 82H23L22 83V81L20 80V78H21V73L22 74H24V71L25 72H27V71H29L28 69H30V68H32ZM103 67H105L104 69H103ZM145 67V68H144ZM152 68V70H151V68ZM155 69H154V68ZM159 67H161L160 69H162V70H160L159 69ZM164 67V68H163ZM177 67V68H176ZM203 67V68H202ZM228 67V68H227ZM232 67V68H231ZM6 68V69H5ZM42 68V69H41ZM59 68V69H58ZM73 68H75V69H73ZM120 68H122V69H120ZM133 70H131V69ZM149 68V69H148ZM157 68V69H156ZM170 68H172V69H170ZM181 70H180V69ZM196 69L197 71H195L194 73H193V71L194 70H192V69ZM199 68H200V70H199ZM210 68V69H209ZM10 69V70H9ZM144 69V70H143ZM148 71H147V70ZM159 69V70H158ZM169 69V70H168ZM214 69V70H213ZM220 69V70H219ZM225 69V70H224ZM236 70V71H233V70ZM260 69V70H259ZM37 70V71H36ZM43 70V71H42ZM55 71L56 72V76L54 75V78L52 79V82L50 81V83H49V86H47V87H45L44 88V90H42L41 91V95H40V97H39V100H38V102L39 101H42L43 99H45L46 97H48V99L46 100L47 102H45V104H47L46 106H45V108L44 109H47V110H45L44 111V109L42 110L43 112L42 113H39V112H34V113H32V114H30L29 115V119L27 118V120H26V122H25V125L19 130L18 129V126H19V122L21 121L20 119L22 118L21 116V118L19 117V118H17V120H15L14 122H12L13 120H12V118H11V114H10V112H12L13 110H15L14 109V107L15 108H17V107H19V109L20 110H25V109H27V108H29L27 105H25V102H26V100H27V98L29 97V95L27 94L28 92H30V87H32V85L33 86H39L41 83H40V80L42 79V77H44V76H46L47 75V72L49 71V72H51V71ZM72 70V71H71ZM121 70V71H120ZM124 70V71H123ZM158 72H157V71ZM166 70H167V72H166ZM180 70V71H179ZM187 70V71H186ZM213 70V72H211ZM218 72H217V71ZM229 70V71H228ZM254 70V71H253ZM258 70V71H257ZM150 71H153V72H150ZM160 71V72H159ZM162 71V72H161ZM164 71V72H163ZM172 71H174V73L172 72ZM182 71V72H181ZM184 71H185V73H184ZM239 71V72H238ZM256 71V72H255ZM39 72H40V74H39ZM74 72V73H73ZM139 72H141V73H139ZM149 72H150V74H149ZM156 72V73H155ZM229 72V73H228ZM238 72V73H237ZM241 72V73H240ZM259 72V73H258ZM71 73V74H70ZM73 73V74H72ZM113 73H114V75H113ZM133 73V74H132ZM135 73V74H134ZM142 73H143V76H141L142 75ZM157 75H155V74ZM158 73H161V74H158ZM181 73L184 75H181ZM188 75H187V74ZM190 73H192L191 75H190ZM204 73V74H203ZM253 75H251V74ZM76 74V75H75ZM144 74H146V75H144ZM154 76H153V75ZM163 74V75H162ZM176 74V75H175ZM211 74H213L212 76H211ZM232 74H234V76L237 74V78H234V76L232 75ZM239 74H241V75H239ZM243 74V75H242ZM245 74V75H244ZM255 74V75H254ZM258 74V75H257ZM20 75V76H19ZM35 75V76H34ZM39 75V76H38ZM70 75V76H69ZM74 75V76H73ZM149 75H150V81L147 79V77L149 78ZM153 77H152V76ZM196 75V76H195ZM257 75V76H256ZM67 76V77H66ZM69 76V77H68ZM144 76L146 77V78H144ZM182 79H185V80H181L179 77ZM186 76V77H185ZM215 76V77H214ZM241 77V78H239V77ZM258 77V78H256V77ZM8 77V78H7ZM41 77V78H40ZM64 77V78H63ZM116 79H115V78ZM133 77H134V79H133ZM155 77V78H154ZM178 77V78H177ZM191 78V80L192 81H190V79L189 78ZM217 77V78H216ZM245 77V78H244ZM253 77V78H252ZM105 78V79H104ZM132 78V79H131ZM172 78V79H171ZM193 78V79H192ZM227 78H229V79H227ZM230 78H232V79H230ZM235 80H234V79ZM238 78L241 80V81H239L238 80ZM248 78V79H247ZM249 78H251L253 81H250L249 80ZM62 79V80H61ZM140 79V80H139ZM153 79V80H152ZM156 79V80H155ZM158 79V80H157ZM180 79V80H179ZM198 79V80H197ZM223 79V80H222ZM239 81H237V80ZM255 79V80H254ZM260 79V80H259ZM32 80V81H31ZM43 80V79H42ZM42 80H41V82H42ZM59 80H61L62 82H64V83H62L61 81L59 82ZM138 80V81H137ZM167 80H168V82H167ZM221 80V81H220ZM235 84H232V82ZM250 81V82H248V81ZM19 81V82H18ZM57 81V82H56ZM104 81V82H103ZM145 81V82H144ZM158 81V82H157ZM190 81V82H189ZM194 81V82H193ZM200 81V82H199ZM225 81H226V83H225ZM235 81H237V82H235ZM244 81H245V83H244ZM254 81H255V83H256V81H257V83L256 84H254ZM261 83H259V82ZM32 82H33V84H32ZM76 82V83H75ZM78 82V83H77ZM126 82V83H125ZM141 82H143V83H141ZM163 82V83H162ZM165 82H167V83H165ZM179 82H181L182 83V85H181V83H179ZM183 82H184V84H183ZM199 82V83H198ZM216 82V83H215ZM218 82V83H217ZM224 82V83H223ZM241 82L243 83V84H241ZM20 83V84H19ZM28 83V84H27ZM38 83H40V84H38ZM57 83V84H56ZM67 83V84H66ZM109 83V84H108ZM157 83V84H156ZM229 83V84H228ZM247 83V84H246ZM250 83V84H249ZM252 83H253V86H257V87H259V86H261V88L259 87V89L257 88V91L255 90L256 88H254L253 86H251L252 85ZM19 85V86H17V85ZM35 84V85H34ZM75 84V85H74ZM116 84V85H115ZM138 84V85H137ZM157 86H156V85ZM162 84V85H161ZM169 84V85H168ZM220 84H221V86H220ZM225 84L227 85V88H226V86H225ZM245 84V85H244ZM260 84V85H259ZM17 87H16V86ZM57 85H60L59 86V90L57 89L56 90V87H57ZM62 85V86H61ZM133 85V86H132ZM175 85V86H174ZM188 87H187V86ZM211 85H213V86H211ZM224 85V86H223ZM230 85L233 87V90L235 89V91H233L232 90V87H230ZM237 85V86H236ZM243 85H244V87H243ZM246 85L248 86L247 88H246ZM252 87H250V86ZM72 86V87H71ZM177 86V88H175ZM180 86V87H179ZM199 86V87H198ZM223 86V87H222ZM229 86V87H228ZM238 86H240V87H242V91L240 90L241 88H239ZM130 89H129V88ZM156 87V88H155ZM157 87H159V88H157ZM179 87V88H178ZM191 87V88H190ZM216 87H217V89L219 90H217L216 89ZM221 87V88H220ZM263 87V88H262ZM61 88V89H60ZM72 88V91H70L69 92V94H68V96H67V98L65 99V101L66 102H64L62 105H60V107L58 106V101H59V99H60V97H62L65 93H66V91H67V89L69 90V89H71ZM166 88V89H165ZM174 88V89H173ZM186 88V89H185ZM201 88V89H200ZM203 88V89H202ZM213 88V89H212ZM220 88V89H219ZM224 88V89H223ZM229 91L230 90V88H231V91H230V94L228 95V96H230L232 99H234V101H232V99L229 97L228 99H230V100H228L227 102L228 103H217L218 104V106L219 107H217V104L215 103V99H218V98H216L217 97V94L218 93H216V91L217 92H222L223 90L224 91H226V89ZM238 90H237V89ZM253 89V90H251V89ZM15 89H17L18 90V92L16 93L15 91H17V90H15ZM156 89V90H155ZM164 89V90H163ZM193 89V90H192ZM208 89V90H207ZM212 89V90H211ZM251 91H249V90ZM154 90V91H153ZM177 90V91H176ZM191 90H192V92H191ZM214 90V91H213ZM222 90V91H221ZM245 90V91H244ZM248 90V91H247ZM36 92V91H38V88L37 89H35V90H33L32 92ZM55 91V92H54ZM162 91V92H161ZM191 93V94H189V92ZM210 91H211V93L213 92V93H215V95L213 96V94H209L210 93ZM236 91L239 93V91L241 92V93H239V95H240V97H237L238 95V93H236ZM255 93H253V92ZM54 92V93H53ZM120 92V93H119ZM128 92V93H127ZM133 92V93H132ZM153 92V93H152ZM243 92H245V94L243 93ZM247 92V93H246ZM249 92V93H248ZM12 93H14V94H12ZM18 93H20V94H22V95H20V94H18ZM79 93V94H78ZM130 93H131V97H130ZM149 93V94H148ZM177 93H178V97H177ZM181 93V94H180ZM195 95H194V94ZM198 93H201L200 94V97L202 98L203 97V95H205L204 97H205V102H204V100H203V98L202 99H200L199 98V94ZM203 93V94H202ZM235 93V94H234ZM250 93L252 94V95H250ZM258 93V96L256 95ZM17 94V95H16ZM51 94V96L49 97V95ZM120 94V95H119ZM161 94V95H160ZM208 94V95H207ZM232 94L233 95H235L237 98H234L233 96H232ZM243 95V97H242V95ZM246 94H248L247 96H246ZM254 94V95H253ZM20 95V96H19ZM117 97H116V96ZM172 95V96H171ZM190 95H193V97H191L190 98ZM98 96V97H97ZM175 96H176V98H178L179 99V101H176V99H175ZM212 96V97H211ZM216 96V97H215ZM245 96V97H244ZM10 97V98H9ZM75 97V98H74ZM172 97V98H171ZM182 97V98H181ZM186 97V98H185ZM188 97L190 98L189 100H188ZM247 97V98H246ZM52 98V99H51ZM92 98H94L93 100H92ZM122 98V99H121ZM124 98V99H123ZM160 98H161V100H160ZM168 98H170L169 100L170 101H172L173 103H170V101L168 100L167 101V99ZM199 100H198V99ZM240 100H239V99ZM253 98V99H252ZM20 101H19V100ZM42 99V100H41ZM67 99H68V101H67ZM103 99V100H102ZM115 99V100H114ZM173 99H175V100H173ZM177 99V100H178ZM185 99V100H184ZM246 99V100H245ZM48 100H50V101H48ZM81 100V101H80ZM192 100V101H191ZM214 100V103H215V106H214V103L212 102ZM255 100V99H254ZM253 100V103L255 102ZM258 100V99H257ZM6 101V102H5ZM9 101V102H8ZM19 101V102H18ZM77 101V103H75L74 105L75 106H71V104L73 103V102H76ZM165 101V102H164ZM176 101V102H175ZM186 101V102H185ZM16 102H18V103H20V104H17ZM24 102V103H23ZM93 102V103H92ZM164 102V103H163ZM179 102V103H178ZM203 102V103H202ZM224 102H226V101H224ZM234 102V103H233ZM10 103V104H9ZM15 104V105H11V104ZM148 103V104H147ZM186 103H188V105H186ZM194 103H196V105L194 104ZM203 105H201V104ZM206 105H205V104ZM209 103V104H208ZM211 103V104H210ZM232 103V104H231ZM249 103H251V104H249ZM96 104V105H95ZM108 104V105H107ZM137 104V105H136ZM169 104V105H168ZM198 104V105H197ZM200 104V105H199ZM220 104H221V106H220ZM230 105V107H231V109L230 108H228L229 107V105ZM6 105V106H5ZM11 105V106H10ZM17 105V106H16ZM22 105V107H20ZM124 105V106H123ZM142 105V106H141ZM164 105V106H163ZM183 105V106H182ZM185 105V106H184ZM205 105V106H204ZM224 105V106H223ZM226 105V106H225ZM250 105V106H249ZM25 106V107H24ZM33 106V105H32ZM71 106V107H70ZM132 106V107H131ZM182 108H180V107ZM200 106H202V107H200ZM210 106V107H209ZM214 107V110H213V108L212 107ZM252 106V107H251ZM2 107V108H1ZM71 109H70V108ZM101 107V108H100ZM109 107V108H108ZM137 107V108H136ZM149 107V108H148ZM158 107V108H157ZM187 107H190V109L189 108H187ZM198 107V109H196ZM203 107H205V108H203ZM207 107V108H206ZM209 107V108H208ZM216 107V108H215ZM225 107H227L228 108V114L226 113V109H225ZM22 108V109H21ZM69 108V109H68ZM155 108V109H154ZM185 108V109H184ZM194 108V109H193ZM201 108V109H200ZM211 108H212V110H211ZM219 108V109H218ZM222 108V109H221ZM251 108H252V110H251ZM255 108V109H254ZM64 109V110H63ZM68 110V112L63 116V117H61L60 119H57V116H59V115H61L65 110ZM124 109V110H123ZM151 109V110H150ZM189 109V110H188ZM224 109V110H223ZM248 109V111H246ZM7 110H8V112H7ZM104 110H106V111H104ZM109 110V111H108ZM201 110H204L203 112H201ZM219 110H222V111H224V112H222V111H220V113H219ZM184 111V112H183ZM254 111H252V112H254ZM104 112H105V114H104ZM159 112V113H158ZM183 112V113H182ZM192 112V113H191ZM210 112V113H211ZM246 112V113H245ZM57 113V114H56ZM79 113V114H78ZM132 113V114H131ZM161 113V114H160ZM209 113V114H210ZM218 113V114H217ZM9 114V115H8ZM39 114V115H38ZM166 114V115H165ZM187 115V116H185V115ZM193 114V115H192ZM34 115V116H33ZM48 115V116H47ZM78 115V116H77ZM81 115V116H80ZM248 115V114H247ZM246 115V116H247ZM250 115V114H249ZM248 115V116H249ZM53 116V117H52ZM72 116V117H71ZM100 116H102V117H100ZM117 116V117H116ZM133 116V117H132ZM138 116V117H137ZM160 116H161V118H160ZM188 117V119H186L185 117ZM190 116H192V117H190ZM213 116H212V118H213ZM75 117V118H74ZM96 117H97V119H96ZM100 117V118H99ZM106 117V118H105ZM113 117V118H112ZM141 117V118H140ZM145 117V118H144ZM157 117V118H156ZM163 117V118H162ZM218 117V118H217ZM220 117V118H219ZM241 117H242V115H241ZM5 118V119H4ZM7 118V119H6ZM38 118V119H37ZM54 118H56V119H54ZM133 120H132V119ZM143 118V120L144 121H142V120H139V119H142ZM195 118V119H194ZM228 118V119H227ZM50 119V120H49ZM73 119H76V120H73ZM86 119H87V122H85L86 121ZM88 119H90V120H88ZM95 119V120H94ZM103 119V120H102ZM108 119H110V120H108ZM148 119V120H147ZM153 119H156V120H153ZM39 120V121H38ZM71 120H73V124H71V125H68V123L71 121ZM115 120V121H114ZM132 120V121H131ZM172 120V121H171ZM188 120V121H187ZM190 120V121H189ZM195 120V121H194ZM227 120V121H226ZM104 121H109L108 122V124H107V122H106V124L105 125H103L104 123ZM111 121H113V122H115V123H113V122H111ZM138 121V122H137ZM152 121V122H151ZM156 121V122H155ZM182 121H184V122H182ZM243 121H246V119L245 118H243ZM264 121V120H263ZM129 122H131V124H128ZM198 122L200 123V124H198ZM215 122V123H214ZM223 122V123H222ZM103 123V124H102ZM110 123V124H109ZM126 123V124H125ZM135 125H134V124ZM151 123V125L153 126V124H155V123H158L157 124V128H155L156 127V124L153 126V128L149 125V124ZM153 123V124H152ZM185 125H184V124ZM193 123V124H192ZM213 123V124H212ZM56 124V125H55ZM96 124V125H95ZM120 124V125H119ZM128 124V125H127ZM147 124H148V127H151L153 130L152 131H150L149 130V128L147 127ZM167 124V125H166ZM196 124V125H195ZM198 124V125H197ZM95 125V126H94ZM126 125V126H125ZM130 125V126H129ZM136 125H137V127H136ZM159 125V126H158ZM211 125V126H210ZM218 125V126H217ZM65 126V127H64ZM121 126V127H120ZM216 126V127H215ZM5 127V128H4ZM106 127V128H105ZM132 127V129L133 128H136V130H133L132 132H133V136L134 135H137V134H135L136 133V131H137V133L138 132H142V133H144V131H145V133H144V135L145 134H147V135H145V137L144 136H141L140 138H137L138 140H136V142H135V140H134V142L136 143H132V144H128V143H130V138H126V137H128V135L126 134V132L127 131H129V129ZM143 127V128H142ZM209 127V128H208ZM219 127V128H218ZM40 128V129H39ZM92 130H91V129ZM100 128V129H99ZM102 128H104V129H102ZM139 128L141 129V130H143V131H141V130H139ZM149 130H147V129ZM162 130H161V129ZM164 128V129H163ZM193 128V129H194ZM218 130H217V129ZM81 129V130H80ZM96 129H97V131H96ZM179 129V130H178ZM192 129V130H193ZM20 131L18 134H17V136H15L14 138H12V140H7V137H8V139H9V137H12L13 135H15L16 134V131ZM111 130V131H110ZM160 130V131H159ZM234 131L236 130V129H233ZM233 130H230V131H233ZM6 131H8V132H6ZM108 131V132H107ZM204 131H205V128H204ZM50 132V133H49ZM62 132H60L61 134H62ZM83 132V133H82ZM92 132V133H91ZM12 133V134H11ZM37 133V134H38ZM119 133V134H118ZM20 134V135H19ZM82 134V135H81ZM92 136H91V135ZM126 134V135H125ZM126 137H125V136ZM132 135H131V137H132ZM228 135V136H227ZM77 136H78V138H77ZM90 136V137H89ZM117 136V137H116ZM130 136V135H129ZM222 136V137H221ZM225 136V137H224ZM227 136V137H226ZM6 137V138H5ZM60 137V136H59ZM121 137H123V138H121ZM18 138V139H17ZM92 138V139H91ZM95 138V139H94ZM101 140H100V139ZM109 138H111V139H109ZM34 140V141H32V140ZM105 139H106V141H105ZM118 139V140H117ZM124 139V140H123ZM141 139V140H140ZM185 139V138H184ZM183 138L182 139H180V140H177L176 142H174L172 145L174 146H172L169 150H168V154H170V153H172V154H174L175 155V153H176V151H177V149L178 148H180V149H183V144H184V142H185V140H184ZM201 139V140H200ZM223 139H224V142H223ZM234 139V140H233ZM72 140H73V138H72ZM100 140V141H99ZM117 140V141H116ZM127 140H130V141H127ZM143 140V141H142ZM183 140V141H182ZM204 141V139H202V137L201 138H198L197 140H195L196 142H200V141ZM218 140H220L221 141V144H220V142L218 141ZM231 140V141H230ZM233 140V141H232ZM11 141V142H10ZM87 141V142H86ZM96 141L98 142H100V144H99V142L98 143H96ZM103 141V142H102ZM105 141V142H104ZM119 141V142H118ZM138 141V142H137ZM195 141H193V142H195ZM236 143H235V142ZM39 142H41V141H38V145H39ZM85 142V143H84ZM107 142V143H106ZM109 142V143H108ZM116 142V143H115ZM5 143V144H4ZM6 143H9V147L7 148V149H4V146L3 145H6ZM42 143V142H41ZM94 143H96L97 145V147H95L94 145H92V144H94ZM157 143V144H156ZM160 143H161V145H160ZM177 143V144H176ZM232 144V148H230L231 147V144ZM64 144V143H63ZM66 142H65V144L63 145V147H66ZM103 144V145H102ZM128 144V145H127ZM193 144V143H192ZM192 144H190V145H192ZM237 144V145H236ZM37 145V146H38ZM189 144L187 145L188 147H191ZM236 145V146H235ZM39 146H41V145H39ZM72 146V145H71ZM92 146V147H91ZM94 146V147H93ZM104 146V147H103ZM126 146V147H125ZM185 147L184 146V148L186 149V148H188V147ZM229 146V147H228ZM235 146V147H234ZM68 147V146H67ZM89 147V148H88ZM100 147V148H99ZM149 147V146H148ZM225 147H226V149H225ZM90 148H91V150H90ZM121 148V149H120ZM126 148V149H125ZM140 148V149H139ZM142 148V149H141ZM227 148H229V150H227ZM233 148H235L234 150H233ZM93 149V150H92ZM95 149V150H94ZM114 149V150H113ZM120 149V150H119ZM129 149V150H128ZM102 150H104V151H102ZM140 150V151H139ZM144 150H147V149H144ZM156 150H158V151H156ZM174 150V151H173ZM187 150V149H186ZM226 150V151H225ZM237 150V151H236ZM50 151V149H48L47 150V152L46 153H48ZM96 151V152H95ZM230 151V152H229ZM44 152V154L46 155V153ZM60 152H62V150L60 151ZM94 152V153H93ZM110 154H109V153ZM115 152V153H114ZM117 152V153H116ZM125 152V153H124ZM136 152V153H135ZM222 152V153H221ZM223 152L225 153L224 155H223ZM2 153V154H1ZM12 153V154H11ZM75 153V154H74ZM103 154V158H100L99 160H97V158H99V155L98 154ZM159 154L161 153V152H158ZM213 153H215V152H213ZM228 155H227V154ZM258 153V154H257ZM43 154V155H44ZM104 154H105V156H104ZM168 154H166V156H165V158L167 157V160H168ZM10 155V156H9ZM44 155V156H45ZM124 155V156H123ZM125 155H127V156H125ZM129 155V156H128ZM131 155V156H130ZM151 155V156H150ZM220 155H222V156H220ZM251 155V156H250ZM94 156V157H93ZM114 156H115V159H113V160H116V164H117V166L116 165H112V167L110 166H108V167H104V164H106V162H108V157L109 158H111V157H113L114 158ZM154 156V157H153ZM170 156V155H169ZM228 156V157H227ZM231 156V157H230ZM131 157V158H130ZM118 158V159H117ZM120 158V159H119ZM121 158H122V160H121ZM136 158V159H135ZM170 158V157H169ZM221 158V159H220ZM223 158V159H222ZM235 158H239L240 160L238 161L237 159H235ZM246 158H247V160H246ZM19 159V160H18ZM108 159V160H107ZM226 161H225V160ZM229 159V160H228ZM40 159H38L37 161H39ZM47 160H49V159H47ZM47 160L46 159H44V162H47ZM88 160V161H87ZM120 160V161H119ZM217 162H216V161ZM220 160V161H219ZM223 162H222V161ZM231 160V161H230ZM259 162H258V161ZM36 161V162H37ZM97 161V162H96ZM106 161V162H105ZM165 161V162H164ZM224 161H225V163H224ZM234 161V162H233ZM243 161V162H242ZM246 161V162H245ZM90 162V163H89ZM129 162V163H128ZM133 162V163H132ZM198 163V166L196 165L197 163ZM214 162V163H213ZM241 162H242V164H241ZM249 162H251V163H249ZM255 162V163H254ZM95 163V164H94ZM98 163V164H97ZM122 164V166H120L121 164ZM162 163H163V165H162ZM165 163V164H164ZM221 163V165H218V164H220ZM238 163V164H237ZM240 163V164H239ZM14 164V165H13ZM18 164V165H17ZM120 164V165H119ZM202 164V165H201ZM237 164V165H236ZM245 164V165H244ZM248 164V165H247ZM250 164V165H249ZM196 165V167H193V166H195ZM201 165V166H200ZM212 165H214V166H211ZM220 166L221 168L223 167V169H221V168H219L218 166ZM225 165V166H224ZM239 165V166H238ZM252 165H253V167H252ZM15 166V167H14ZM20 166V167H19ZM69 166H71V163L67 166V167H65L63 170H66ZM88 166V167H87ZM96 166V167H95ZM104 168H103V167ZM124 166V167H123ZM143 166V167H142ZM167 166V167H166ZM213 169H211L210 167ZM254 166H256V167H254ZM3 167V168H2ZM17 167V168H16ZM22 167V168H21ZM82 167H84V168H82ZM99 167V168H98ZM140 169H139V168ZM145 167V168H144ZM154 167V166H153ZM152 167V168H153ZM161 168V169H158V168ZM165 167V168H164ZM198 167V168H197ZM216 167H218V168H216ZM228 167V168H227ZM16 169V170H14V169ZM25 168H27L28 169V167H25ZM102 168V169H101ZM133 168V169H132ZM163 168V169H162ZM194 168V169H193ZM225 168V169H224ZM242 168V169H241ZM263 168V169H262ZM109 169H111V170H109ZM113 169V170H112ZM139 169V170H138ZM156 169L159 171H156ZM215 169V170H214ZM220 169H221V171H220ZM227 169V170H226ZM233 171H232V170ZM245 169V170H244ZM259 169V170H258ZM14 170V172L12 173V171ZM90 170V171H89ZM101 170V171H100ZM149 170V171H148ZM164 170V171H163ZM218 170V171H217ZM223 170H224V172L227 174H224V172H223ZM237 170H238V172H237ZM243 170V171H242ZM255 170V171H254ZM6 171V172H5ZM17 171V172H18ZM139 172V173H136V172ZM196 171V172H195ZM208 171V172H209ZM220 171V172H219ZM228 173H227V172ZM235 171V172H234ZM241 171V172H240ZM247 173H246V172ZM258 171H262L261 173L259 172L258 173ZM51 172V170L49 171V173ZM92 172V173H91ZM117 172V173H116ZM130 172V173H129ZM159 173V174H157V175H159V177H160V179H159V177H157L156 179H159V180H157L155 183H153L152 184V187H154V189H152L151 190V194H148L146 197H143V198H141L142 197V195L141 194H139V192H137L139 195H137V193H131L132 191V188H134V189H137V186H139V187H142V186H145V184L147 185L148 183H150L149 181H151L152 179H151V176L154 174V173ZM163 172V173H162ZM164 172H166V173H164ZM170 172V173H169ZM204 172V173H203ZM218 172H219V174H221V175H218ZM222 172V173H221ZM237 172V173H236ZM242 172H244V173H242ZM252 172H254V173H252ZM7 173V174H6ZM22 173H23V175H22ZM27 173V171H23V172H21L20 174H21V176H24L25 174ZM109 173V174H108ZM121 173H122V175H121ZM136 173V174H135ZM142 173V174H141ZM168 173V174H167ZM183 173V174H182ZM216 173H217V175H216ZM90 174V175H89ZM95 174V175H94ZM117 174V175H116ZM145 174L147 175V177L145 176ZM180 174V175H179ZM230 174V175H229ZM236 174V175H235ZM258 174H262L261 176L260 175H258ZM112 175H114V176H112ZM129 175H130V177H129ZM164 175V176H163ZM222 175H224V176H222ZM231 175H233V176H231ZM235 175V176H234ZM254 175V176H253ZM5 176V177H4ZM47 176V175H46ZM48 176H49V174H48ZM88 176H90V177H88ZM128 177V179H130V180H128L126 177ZM138 176H139V178H138ZM144 176V177H143ZM166 176V177H165ZM198 176V177H197ZM202 176V177H201ZM226 176V177H225ZM229 176V177H228ZM232 177V179H231V177ZM238 176V177H237ZM246 176V177H245ZM256 176V177H255ZM95 177V178H94ZM121 177H123V178H121ZM135 177V178H134ZM182 177V178H181ZM190 177V178H189ZM201 177V178H200ZM227 177H228V180H227ZM235 177V178H234ZM242 177H243V179H242ZM254 177V178H253ZM1 178V179H2ZM172 178V179H173ZM200 178V179H199ZM240 180H239V179ZM257 178V179H256ZM1 180V182L3 181L4 182V180ZM109 179L107 180V181H109ZM150 179V180H149ZM194 179H196V180H194ZM207 179V180H208ZM245 179V182H243V180ZM262 179V180H261ZM20 180H22V178L20 179ZM126 180H127V182H126ZM143 180V181H142ZM145 180H147V181H145ZM233 180V181H232ZM234 180H238V181H234ZM256 180V181H255ZM66 181V180H65ZM60 182V179H57V181H56V183H58V184H60L61 186H63V184H65L66 182H68V181H66V182ZM89 181H91V182H89ZM145 181V182H144ZM163 181V182H162ZM178 183H177V182ZM189 181V182H191V181H193V183L191 182V184L189 185V183L188 184H186L187 182ZM201 183H200V182ZM228 181H230V182H228ZM248 181V182H247ZM250 181V182H249ZM261 181V182H260ZM130 182V183H129ZM138 182H140V183H137ZM143 182V183H142ZM198 182V183H197ZM211 182V183H210ZM234 182V183H233ZM238 182V183H237ZM87 183V184H86ZM161 183V184H160ZM196 183V184H195ZM246 183H247V185H246ZM251 183V184H250ZM260 183V184H259ZM35 184V183H34ZM201 184V185H200ZM227 184V185H226ZM230 184V186H228ZM232 184V185H231ZM253 184H255V185H253ZM257 184V185H256ZM31 186L33 185V183L32 184H30ZM60 185L58 186V190L60 189L59 187H60ZM190 187H189V186ZM198 185V186H197ZM211 185V186H210ZM251 185V186H250ZM263 185V186H262ZM31 186H29L28 188H31ZM136 186V187H135ZM191 186H194L193 188L191 187ZM229 188H228V187ZM0 187H1V185H0ZM79 187V188H78ZM83 187V188H82ZM107 187V186H106ZM138 187V188H139ZM168 187V188H167ZM178 187V188H177ZM186 187V188H185ZM231 187V188H230ZM237 187V188H236ZM241 187V188H240ZM251 187V188H250ZM94 188V187H93ZM131 188V189H130ZM162 188V189H161ZM177 188V189H176ZM210 188V189H209ZM213 188V189H212ZM77 189H75V190H77ZM157 189V190H156ZM165 189V190H164ZM186 189V190H185ZM189 189V190H188ZM195 191H194V190ZM199 189V190H198ZM233 189V190H232ZM262 190V192H261V190ZM102 190V191H101ZM118 190H120V191H118ZM130 190V191H129ZM154 190V191H153ZM181 190V191H180ZM201 190H202V192H204L203 194L204 195H201L200 196V194L202 193L201 192ZM229 190V191H228ZM235 190V191H234ZM242 190V191H241ZM244 190V191H243ZM153 191V192H152ZM156 191V192H155ZM185 192V193H183V192ZM189 191V192H188ZM192 191V192H191ZM230 191H231V193H230ZM238 191V192H237ZM102 192H104V193H102ZM195 192H196V195H195ZM198 192V193H197ZM222 192H223V194H222ZM260 192H261V194H260ZM106 193V194H105ZM113 193V194H112ZM117 193V194H116ZM128 193H130V194H128ZM177 193V194H176ZM191 193V194H190ZM210 193H208V194H210ZM97 194V195H96ZM102 194H105V195H103V198L105 199H103V198H101V201L103 202L104 201V203H101V204H99V205H96L97 206V208H96V206H91L92 204H93V202L96 200V199H98V197H100ZM108 194V195H107ZM111 194V195H110ZM133 194V195H132ZM162 194V195H161ZM165 194V195H164ZM179 194V195H178ZM181 194V195H180ZM186 194V195H185ZM197 194H199L198 196H197ZM222 194V195H221ZM229 194V195H228ZM3 195H5V191L3 190L2 192H0V200L2 201L3 199H4V196ZM128 195H132L131 196V198L129 197L128 199H129V203H131L130 204V206H131V208L129 209V208H124V207H126L125 205L127 204V202H125L126 200H128V199H126V200H124L125 199V197H127ZM221 195V197H219ZM224 195V196H223ZM263 195V197H261ZM106 196H108V197H106ZM156 196V197H155ZM165 196V197H164ZM174 196H175V198H174ZM186 196V197H185ZM193 197V201H192V203H188V201L187 200H185L186 198L188 199V197ZM203 196V197H202ZM223 196V197H222ZM258 196V197H257ZM95 197V198H94ZM97 197V198H96ZM106 197V198H105ZM159 197V200L162 198V200H161V202H160V207L162 208V212L161 211H158L159 209H157V207H156V203H154V198H158ZM167 197H169V198H167ZM200 197V199H196V198H199ZM27 198L28 199H30L31 197H30V195L28 196V197H26L23 201H22V204H21V209H23L25 206H26V203H28V202H26L27 201ZM72 198L73 197H70V199H69V201L70 200H72ZM262 198V199H261ZM95 199V200H94ZM103 199V200H102ZM109 199V200H108ZM133 199H135V200H133ZM164 199V200H163ZM166 199H168V200H166ZM221 199V200H220ZM260 199V200H259ZM122 201V200H124V201H122V203L124 204H122V203H120V202H118V201ZM130 200H132V201H130ZM144 200V201H143ZM199 200V201H198ZM246 200V201H247ZM87 201H88V203H87ZM133 201H135V202H133ZM221 201V202H220ZM224 201V202H223ZM256 201V202H255ZM13 202V201H12ZM45 202V201H44ZM43 202V203H44ZM47 202V201H46ZM45 202V203H46ZM114 202V203H113ZM118 202V203H117ZM163 202H165L164 204H163ZM167 202V203H166ZM82 203H84V205L82 204ZM87 203V204H86ZM152 203V204H151ZM257 203H259V204H257ZM24 204V205H23ZM120 205V209H118L119 208V205L118 206H115V205ZM138 204H139V209L141 208H143L142 210L140 209V210H138V212L135 214V215H133V216H129V217H127V219L125 218V216H127L132 210H134V209H136L137 207H138ZM141 204H143V206L141 205ZM146 206H145V205ZM256 204V205H255ZM142 207H141V206ZM147 205H149V206H147ZM155 205V206H154ZM161 205H163V206H161ZM193 205L195 206V208L193 207ZM23 206V207H22ZM90 206H91V208H90ZM124 206V207H123ZM154 206V207H153ZM188 206V207H187ZM191 206H192V208H191ZM60 207V206H59ZM57 208V213H58V211L60 210V209H62L63 207H62V205H61V207L60 208ZM114 207V208H113ZM149 207V208H148ZM79 208V209H78ZM96 208V209H95ZM124 208V209H123ZM146 208V209H145ZM155 208V209H154ZM194 208V210H192ZM116 209V210H115ZM127 209V210H126ZM149 209V210H148ZM151 209V210H150ZM157 209V210H156ZM147 210V211H146ZM165 210V211H164ZM182 210V209H181ZM188 210V211H187ZM123 211H125V212H123ZM142 211V212H141ZM155 211H158V213L156 212L155 213ZM170 211V212H169ZM172 211V212H171ZM227 211V210H226ZM114 212V213H113ZM141 212V213H140ZM145 212V213H144ZM152 212L154 213V216H151L152 215ZM164 212V213H163ZM229 212V211H228ZM228 212H227V214H228ZM119 213V214H118ZM125 213V214H124ZM161 213V214H160ZM173 213H175L176 215H177V217H176V215L175 214H173ZM252 213H255V211H252ZM257 213V212H256ZM256 213L255 214H253V215H256ZM180 216H179V215ZM221 215L222 216V218H221V216H218V217H216V221L215 220H213L210 224H209V226L208 227H211V228H213V226L215 227V229L216 228H218V227H220L222 224H224V223H227V222H229V221H232L233 220V218L234 217H231L230 216V212H229V214L228 215ZM147 215V216H146ZM161 215V216H160ZM170 215V216H171ZM252 215V216H253ZM113 216H115V217H113ZM227 218H226V217ZM259 216H261L260 218L262 219V220H264V214L262 215H260L259 214ZM259 216H255L254 218L257 220L258 218L257 217H259ZM117 217V218H116ZM122 217H124V219L122 218ZM148 217V218H147ZM220 217V218H219ZM249 217H251V216H249ZM164 218V219H165ZM217 218H218V220H217ZM53 219H56V218H54L53 217ZM172 219H169V221L168 222H166V226H165V224H163V226H165L166 228V230H168V228L170 229L171 228V226H173V223L175 222V221H173ZM228 219V220H227ZM230 219V220H229ZM232 219V220H231ZM261 219H258V222H259V220L261 221V222H259V223H263L264 221H262ZM172 220V222H170ZM31 221L32 222H34V220L33 219H31ZM52 221H54V220H52ZM52 221H50V222H52ZM137 221V222H136ZM215 221V222H214ZM222 221V222H221ZM172 224H170V223ZM129 223H127V224H125V227L126 226H128V224ZM132 223H134V224H132ZM129 224V225H130ZM170 224V225H169ZM217 224H219V225H217ZM111 225V226H110ZM167 225H169V226H167ZM132 226V227H133ZM163 226H161V227H159L158 229H160V230H157L156 232H154L153 234H151L150 235V237H152L151 239H152V242H151V240L148 238V240L150 241H146V245H147V250H149V251H147V259H146V255L144 256V258H142L143 259V261H140L139 262V264L141 263V264H153V262H154V264H160V263H158L157 261H159V257H158V253H159V248L157 247V246H155V242L158 240V239H162V237L164 238V233H166L165 232V229H162V227ZM259 226V225H258ZM47 227H48V225L46 226V227H44L43 228V230H46L47 229ZM153 226L151 225L150 226V228H146L147 230H150L151 228H152ZM164 228V227H163ZM112 229V228H111ZM200 230V229H199ZM162 231V232H161ZM4 232V231H3ZM117 232V231H116ZM116 232H110V233H108L105 237H103L102 238V240H101V244H103L102 245V247L104 248V245L106 246V244L109 242V243H111L112 242V240H113V238L112 237H114V234L116 233ZM144 232L145 231H143V230H141L140 229V231H137L136 233H134L137 237H139V236H142L143 234H144ZM5 233V232H4ZM4 233H2V234H4ZM94 233V232H93ZM113 235H112V234ZM210 233V234H209ZM208 233V235H209V237H211L212 236V234L214 235L215 234V231L213 230L212 231V233L211 232H209ZM99 234L100 233H98V234H96V233H94V235H92V238H93V236H95L96 238L99 236ZM139 234V235H138ZM142 234V235H141ZM108 235H110V237H108ZM157 235V236H156ZM208 235L206 236V238L207 239H203V240H205V241H203L202 240V245H201V243L200 244H198V243H194V242H187V247H185V248H182V250H179L180 252H176V250H178L179 249V247H177V248H172V252H171V254L170 255H172V256H169V257H167V260H165L164 262H161V264H168V263H173V264H181V262H183L182 264H199V260H201L200 258H198L199 256H197V254H198V252H203V254L206 256V254H208L209 253V251H210V248H208L209 247V244H208V242L209 241H211V240H209L208 241ZM161 236V237H160ZM156 237H157V240H156ZM249 237V238H248ZM250 237L251 236H243V237H241V238H243V240L241 239V238H239V240L237 241V240H235V241H233V242H230V243H227V246L228 247H226V246H223V248H227V251L226 250H224L223 248H221L222 249V253H223V251H224V254H222V256L219 258V260L215 263V264H226V261H228L227 263H229V264H239L240 262H241V260L243 261V259H241V258H246L247 256H248V254H250V251H251V249H252V251L253 252H255V251H257V248L259 247V242H258V244H257V241H254L253 243L251 242L250 244L249 243H247L248 242V240H250ZM96 238H94V239H96ZM107 238V239H106ZM94 239H91V240H89L88 241V243H92L93 241H94ZM111 239V240H110ZM153 239H155L154 241H153ZM111 241V242H110ZM243 241V242H242ZM205 242V243H204ZM241 244H240V243ZM247 244H249L250 246H251V249H250V246L249 245H247ZM154 243V244H153ZM209 243H211V242H209ZM123 245H119V246H121V247H123V246H125V242L124 243H122ZM135 244L136 243H133V246H130V248L129 249H133L134 248V246H135ZM149 244V245H148ZM207 245V246H206ZM248 246L247 248L249 249H244V247L243 246ZM258 245V246H257ZM236 248V250H234L235 248ZM241 246V247H240ZM157 247V248H156ZM183 247V246H182ZM199 247V248H198ZM232 247H233V249H232ZM242 247H243V249H242ZM256 247V248H255ZM154 248V249H153ZM193 248H195V249H193ZM225 248V249H226ZM260 248V249H259ZM258 248V250H259V252L261 253L260 255H263V253H264V248L263 247H259ZM262 248H263V250H262ZM156 249V250H155ZM157 249H158V251H157ZM174 249V250H173ZM176 249V250H175ZM203 249H205V250H203ZM233 251V252H231V250ZM120 247H118V249L113 253V255L111 256V258H109V260H108V263H112V262H114V264H118L119 262V264H127V262H125V263H123L122 261H117V262H115V260H117V258H119L121 255L119 254V253H121L120 251ZM186 250H188V251H186ZM191 250V251H190ZM201 250V251H200ZM262 250V251H261ZM151 251V252H150ZM156 251V252H155ZM196 251V252H195ZM207 251V252H206ZM225 251L227 252V253H225ZM251 251V252H252ZM158 252V253H157ZM175 252V253H174ZM186 252H188V253H186ZM193 252V253H192ZM258 251H257V253H259ZM117 253V254H116ZM173 253V254H172ZM196 253V254H195ZM211 253V252H210ZM154 254V255H153ZM186 254V255H185ZM192 254V255H191ZM194 254V255H193ZM237 254V255H236ZM120 255V256H119ZM223 255H224V258H222L223 257ZM231 255V256H230ZM242 257H241V256ZM115 256V257H114ZM174 256V257H173ZM175 256H177V257H175ZM179 256H180V258H179ZM235 256V257H234ZM86 257V258H85ZM92 257V253L91 254H89V255H87V256H84L83 258L84 259H86L87 261L90 259V258ZM192 257H194V258H192ZM229 257V258H228ZM238 259H237V258ZM263 257H264V255H263ZM148 258H150L151 260H149ZM179 258V259H178ZM227 258V259H226ZM240 258V259H239ZM184 259V260H183ZM223 259H224V261H223ZM226 259V260H225ZM61 260V259H60ZM59 260V261H60ZM114 260V261H113ZM148 260V261H147ZM171 260V261H170ZM199 262H198V261ZM230 260V261H229ZM132 261V260H131ZM223 261V262H222ZM130 262V261H129ZM147 262V263H146ZM185 262V263H184ZM193 262V263H192ZM234 262H236V263H234ZM129 264V263H128ZM208 264H212L211 262L210 263H208ZM241 264H242V262H241Z\"/></svg>",
	"mask_w": 264,
	"mask_h": 264
}]
</instances>
